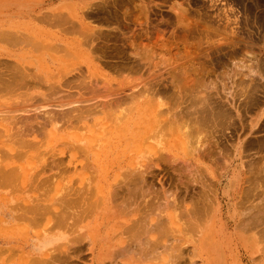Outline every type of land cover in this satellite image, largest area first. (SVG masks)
I'll list each match as a JSON object with an SVG mask.
<instances>
[{
	"label": "rangeland",
	"instance_id": "1",
	"mask_svg": "<svg viewBox=\"0 0 264 264\" xmlns=\"http://www.w3.org/2000/svg\"><path fill=\"white\" fill-rule=\"evenodd\" d=\"M16 1L24 2L26 5H29L30 9H35L39 5L48 2V3H50V6H48V8H50V7L53 8L56 5V7H57L56 10L61 9L60 11H62L64 14L66 13L68 18L69 17L70 18L71 17L75 18V17L73 15H71V14H74V11L72 12V8L73 7L70 10L68 8L69 6L68 7L66 6V5H68L67 3H76V2L80 3L81 2V0H67V1L66 0H46V1L45 0H28V1L27 0H0V3L2 5L9 6L12 2H16ZM114 1L115 0H111V1L110 0H104V1L103 0H101V1L93 0V2L98 3V5L100 3H102V6L105 5L108 2H109L108 3L109 5H112V3H113V7L109 6V9L107 8L108 7L107 5L103 6V9H104V12H105L104 15L106 16L107 13L110 12L109 10H111V13H114L117 18L119 17L118 19H120V18L122 20L123 19H127V22H126L127 24L125 25L126 30L127 31L128 30H135V31H137L139 33V36L141 37V39H140L137 36L138 39H140V40L135 38V40L137 39L138 41L136 40L137 42L134 41V43H133V41L131 39L133 45L136 43L134 45L135 48L132 47L133 45L132 46L130 45L131 44L130 41H127L122 48H121L122 41H121V43H120V41H118V43H116V45H119L120 48L117 47V46H115V48H114V45H115L114 41H110V43L108 42L109 44L106 43V44H108L107 45L108 47L105 45V47L108 48V49L103 47L102 49H105V50L104 51L101 50L102 51L101 53L103 54V56H105L104 53H103L105 51H107V52H105L106 55H110V56H105V57L102 56V58L104 60L103 59L100 60V58H98V57H100L102 55L101 53H98L100 55V56H98L96 54V52H98V51L91 50L90 47H91V45L93 47V44L89 45L90 49L87 48L88 44H84L82 47L80 46L81 48L77 47L76 50H78L79 52H76V54L78 53L79 54V55L77 54L78 56H76V54H75L76 50H72V51H64V50L60 51L59 50V52L56 53L55 51H57V50H55L54 48L58 49L59 48L58 44L59 45L61 44L60 39H63L62 36L67 37L68 35L66 36L65 33H61L62 32L61 28H59L61 30H58L57 28H55L53 26L50 28L51 25L49 26V25H47L45 23L38 22L37 20H35V21L33 20V23H32V21H30L31 25L29 26L30 28L32 27L31 28V32L32 33L34 32L33 34L35 35V38H33L32 42H34V43L38 42L39 43V42L43 41L42 39L46 40V41H43V43H41V45L43 44L42 46L40 45V43L39 44L37 43L39 46H41V49H40V47L38 45H35L34 43H32V44L35 45V47L37 46L38 50H36L35 47L31 46L32 48H34L33 50L31 49L32 50L31 53L35 57H37V56H38V58L42 57V60L44 61V63H42V65H41V68L44 67L43 72L44 71L46 72V73L44 72V74L47 75V73H49V77L51 78L50 81L54 82V81H57L58 78L61 76L60 74H62V73L60 71H62L64 73V72L67 71V68L68 69H73L74 68L73 70H75V68L76 67L78 68L79 65H81L82 67L84 65V68H86L85 72H84L85 73L84 75L86 77L85 76L84 77L86 78L85 80H87V81H91L90 78H91V76H93V74L100 73V72H102L104 74V76L106 78L105 80H108L106 82H109L111 80L110 82L115 83V85L122 83L120 81L124 79L123 76L125 74L127 75V77L129 76L128 79H130V80H132V79H134L136 77H139L140 79H143L144 77L147 76V74L140 76L139 74H129L128 71H126V72L125 71H120V72L118 71L116 73L117 70H115V68L112 67V62L111 61H113V60H114L113 62L120 61L121 60V56L123 58V55L121 54V51H126V53L128 51V55H126V53L124 52L125 53V57L124 58H125L126 62L129 61V60H126L127 56L130 59H132L135 53L134 54L133 53H129L131 51V52H136L139 55V57L137 56L135 58H140V56H142V55L145 56L146 58H148V56H150V58L153 57L154 59H157L155 61H156V63L158 62L160 65H164L165 64L164 66H167L168 65L167 61H169L168 62L169 65L168 66L169 67H172V65L174 66V69H172V70L174 71V74H175V75L172 74L173 73V71H172L171 74L174 75V77H173V79H171V86L173 87L175 85L176 88L177 87L178 88L176 89L174 87V89L176 91L170 89L172 91V93L168 92L167 94H163L165 96L159 95V96H156V97L153 96L154 98H151L153 104H152V102H151V104H152L151 106H148L149 104H147V106H148L147 110L143 111V113L141 114L140 118L138 119L139 122H137L135 127H134L135 129L132 127V131L131 132L127 131V133H125L127 136L129 135L128 136L129 139H128V137H126L125 134L120 135L121 138L119 137V134H116L117 132L120 133L119 132V127L117 125H116L117 127L114 126V128H116L115 130L112 127H108L109 126V121H108V119L105 120L107 117L105 118L101 113H98L97 115L96 114H91L92 118H90V120H86L88 122V124L85 121V119L76 120L77 122H74L75 120L74 121L72 120L74 124L75 123L77 124V125H75V127H76L75 128V127H73L74 124L72 125V124L68 123L71 127H73L72 129H69L70 127L69 128L66 127V125L68 126V124L67 123L65 124V122H64V125L58 123L59 126L62 125V127L60 126L61 129H59L60 128L59 126H58L59 128L52 127V128H55L56 130H58V131L55 130L56 132H54V136L53 137L51 135L53 129L50 128L51 126L55 125L53 123V121H52L53 124H51L49 121H48L49 123L45 121L43 123H46V125L44 124V126H43V123H42L41 127H40V124L37 122L39 119L37 121L36 120H32L33 117L31 118V117L28 116L30 120L28 118H26V119H28L29 121L25 119L26 120L25 122L23 121L22 123H18V125L16 124V127L19 128L23 124L22 127H20V128L24 127L21 130L23 132H25L26 127H28V125H29V127L30 126L32 127V128L30 127L32 132L33 131L34 132L33 133L30 132V134L28 133L29 135H27V132L29 130L26 129L28 131H26V133H24L26 135V137H25L24 134H22L23 136L20 135L21 134V132H20L21 130L19 128L18 129V131L20 132L19 134H17V135L11 134L12 136H9L7 133L10 134V133H13V131L14 132H18L17 130H12L13 127L14 128H16V127L14 126L15 124L13 123L14 121L12 120V118L8 116L10 114V111H11V115L12 114H16L18 112L15 113L13 111V113H12L13 109L12 110L11 109H7L8 106H9L8 108L11 107L10 104H9V101L12 104V106L13 105L15 106L16 104L17 105L19 104L18 102L16 103L17 100L19 102H21V100L24 99L26 102L28 101L27 103H29V102L31 103V101H29L28 98H30V100L33 99L32 100V102H33V101H36L35 99L37 98V96H35L36 98H32V99H31V97H27L28 100H26L25 98H22V99L20 98L21 100L19 98H17V99L12 98V99H8V100L6 99L5 100L4 97L3 98L0 97V196H3L1 198L5 202L9 203V205L11 207H13L14 212L17 213L18 215H20L22 218L34 219V218L42 217L44 219H47V217H48V219H47L48 223H51V225L55 224V222H58V221L60 222V221H63V220L64 221L67 220L66 223H64V222L61 223V224H63V223L66 224L65 226H68L67 223L73 224L74 227H75V225H78L77 226V231H78V234H79L78 235V239H77L78 240V244H81L80 241L82 239H83L82 241L87 240L86 239L87 237H92L93 236V239L98 238V235L101 233V229L103 227L102 223L104 221V217L108 216L107 218H109V221L106 224L110 225L109 227H111L110 229L112 230V231L110 230V237L112 238L111 241H110V247L112 246V248H113L114 247L113 245H115L117 243L118 244L120 243V238L117 237L116 235L117 234H118V236L121 235V233H119V232H121V230L124 231L123 229H125L123 227H122L123 228L122 229L119 224L122 223L121 224L122 226L124 224H126L128 226L127 221H128L129 218L132 217L131 214L134 213V212H132L133 211V207H130L129 204L126 203L127 205L125 206V202H124V205H121L122 199H121V201L118 200V199L116 200L117 196L121 197L123 195H120V194L117 195V196L111 195L110 197L113 196V198H115L113 200L114 201L116 200L115 202H113L111 200L112 198L110 199V197L108 195L110 193L109 192L107 193V189H106V188H108L107 184H109L108 182H112V184L115 182V180L113 181L114 178H113L112 173L115 170H117L116 166H115L116 162L115 161L113 162V160L115 159L114 157H115V150H116V149H114L112 151L113 145L114 144L116 145L117 143L121 144L119 146V150L120 151L122 150L121 153L123 154V156L126 154L125 156H128V158L129 157L130 158L134 157V160H137V159H135V157L140 155V154H137L138 151L142 149V151H140V152H143V149H145V147L141 148L142 147V141L140 140V138H143L144 136H147V132L149 134L150 128H152L153 118L155 119V117L152 116V113H153L152 111L156 107L152 108V106L153 107L154 106H158L159 104H161L163 102V104L166 105V108H168L169 105H170L169 106L170 108L174 105L173 106L174 107L173 108L174 111L172 112V108H171L170 111L172 113L171 112H170V114L166 113L165 116L169 115L168 117L169 118L172 117L171 119H173L174 121H176V119H178L177 120L178 123H177V121L176 122L171 121L170 123H172V124L174 122L173 126H172V124H171V127L167 126L170 129V131H168V128H166L165 129V131H166L165 135H162V136H165V137L163 138L161 136L162 139H166V138L168 139V140H166L167 143H168L167 144L168 146L166 145V143L165 144L162 143V141L166 142L165 140H162V139L160 140V142L163 145L167 146V148L165 147L166 150H172V151L174 150V151L179 152L181 150L180 147H182V145H180L181 143H179V142H181L182 138L185 139L184 136H183L184 134L182 135V133L184 132V133L187 134V133L191 132L192 134L193 133L197 134V135L199 134L202 137L203 140L210 138L209 140L212 141L213 138H217L219 140L218 141L219 142V149H220L221 152H223V154L230 153L229 151H231V150L233 151L232 147L236 146L237 144H238L237 145V147H238L237 151H238V153H240L239 152V148L242 146L243 147V152L241 154L242 155V160L239 158L240 156H238V159L235 160L234 162H232V164H230V165L224 166V162L222 164H220L222 167H224V168L226 167V169L228 170L229 175H228L227 179H229L230 175L233 178V183L229 187L230 188L229 197L228 196L227 197H228V199H231L230 200L231 205H234V206H233V209H231V214H232L233 217H230L231 219L229 218L230 224H231V229L228 230V231L225 230L226 232L223 231V234L226 237L225 238L226 241H223V239H222L223 243L219 242L218 246L215 245V244H211V243H205L204 247L202 248L203 251L207 252L208 250L211 249V247H212L211 245H213L212 249H216L217 248V255H215L214 257H205V256H196V257L195 256L194 257L193 256H191V257L189 256L188 257L185 254V252L187 253V251H188V250L186 251L187 247L190 250L191 245L189 247L187 242H186V244L184 243V245L180 242L183 246L187 245V247H183L180 243L177 244L178 246L180 245L179 247H181V248L178 247L177 251H180L179 249L182 250V248H183V250H185L183 252L180 251V252H182V256H184V254L186 255L184 257H182L180 254H177L178 252L176 250H174L175 252L170 250L174 254L176 253L175 254L176 256L174 258L172 256L173 259L169 256L170 253H171L170 251H168V253L170 252L169 254H167V253L164 254V251H163V253H159V250L163 249L162 247H165V245H163V244H167L168 241H169L168 242L169 245L172 244L171 240H172L173 236L175 237L176 235H178L179 230H180L178 227H180V225H182V223H183V221H182L183 219L180 218L181 214L179 215L178 214L179 212L175 213V211L177 212V209L178 210L181 209L180 207H178L180 203H176V207L173 206L171 208V211L174 210V211H172V216L175 217L177 219V221H176L175 218H173L174 219L173 221H172V219H171V221H170V219H168L169 222L166 223L167 226H165V227H168L169 229L166 228L167 231H166V229L164 230V231H166V233L163 232V235L160 236V234H158L156 232L157 231L156 227L159 228V226L162 225L163 223L160 221L162 223V224H160L159 221L157 220L158 221L157 223L160 224V225L157 226L158 224H156L154 226L155 230H153V235L155 237V239H153L152 244H151V248L153 249V254H152L151 258L143 260L144 263H142V261H141V264H152V263L153 264H179L177 261L180 262L181 261L180 259H182V261L185 260L183 263L180 262V264H197V263L198 264H211L210 262H213V264H264V0H119V1L116 0V2L118 4L119 3L120 4L123 3L122 4L123 7H121L120 4H119V6H117L118 4L115 6V2ZM121 1H122V3H121ZM44 5H45L44 6V8H45L47 6V4H44ZM63 7H65V8H63ZM75 8H73V10H75ZM68 12L70 14H68ZM117 13H119L118 16H117ZM120 13H121L123 18L120 17ZM110 14H108V15H110ZM114 14H112L111 16L107 15L109 20L113 21V20L116 19ZM65 19H67V17ZM37 24L39 25V28H38ZM97 24H96V26H97ZM112 24L106 25V26H108V30H114V26L115 25L111 26ZM93 25H95V23H93V24L91 23V26H93ZM98 26H100V25H98ZM106 26H105V29L107 28ZM102 27L104 28V26H100L98 28H102ZM55 30H58V31H55ZM85 31H87V35H88V33H89L88 30H85ZM85 31H84V35L86 33ZM56 32H58V33H56ZM45 33L47 34V36H46ZM48 34H50L51 36L50 35L48 36ZM54 34H55V36H54ZM117 35L122 38V36L119 35V33H117ZM126 35L129 36L128 33H126ZM75 36H77V35H75ZM50 37H52V39ZM69 37H73V36L69 35ZM5 40H6L5 38H1L0 39V50H3L5 48L10 47V46H8L9 44ZM49 40H50L51 44L52 43H54V44L57 43L56 45L58 47H56V45L53 46V47H51V45H50L49 47H51V48L46 46L48 44ZM111 42L114 44V45L112 44L113 46H111ZM5 43H6V46H5ZM96 43H98L97 40L95 42V47L94 48L97 47L96 50L99 48L98 50L100 52L101 47H98V45ZM44 45H45V49H47V47H48V49H51V51L49 50L51 52L50 56L48 55L50 52L44 49V47H43ZM110 47H112V48H110ZM52 48H53L54 51L52 50ZM109 49H111V50H113V49L115 50L116 49L117 51L119 50L118 51L120 53L119 57H118V55H116L117 52L114 51V50L113 51L115 53L113 51H112V53H114L115 55L114 54H110L111 50L109 51ZM125 49H127V50H125ZM84 50L86 51V52H84L85 56L83 55V51ZM91 51H94V54L92 52L93 55L91 54ZM108 51L110 52L109 54H108ZM70 52L73 55H71ZM88 52L90 53V55H89ZM64 53H70V55L72 57L74 56L77 59L76 58L73 59L70 55L67 56V57H71V58L68 59V61H67V57L66 56H65L66 58L64 56H62L64 58V59H62V57H60V55H64ZM80 53H81V56H80ZM137 54H135V55H137ZM91 55H92V57H91ZM94 55L97 56L98 60L93 57ZM130 55H133V56H131L132 58L130 57ZM87 56H88L89 60H90V58L92 59V60H90V62H89V60H87L88 59ZM44 57H46V58H44ZM83 57H84L85 60L83 59ZM106 57L110 61V65L109 66H108V64H109L108 62L109 61L108 60L105 61V59H107ZM117 57H118V59H117ZM95 59L97 61H99L98 65L96 64L97 61ZM29 60L30 59L27 58V62H29ZM56 60H58V61H56ZM65 60H66L67 63L65 62ZM74 60L78 61L79 63L76 62V64H75ZM94 60H95V62H94L95 64H93ZM160 61H162V63ZM56 62H57V64H56ZM60 62L61 63L63 62V63L61 64ZM70 62H73L71 64L72 66L69 65ZM80 62H82V63H80ZM36 63L39 64L37 61H36ZM50 63L51 64L54 63V65H51ZM90 63H92L93 66L94 65L95 66L92 67V64L90 65ZM106 63H108V64L106 65ZM158 63H157V67L159 65ZM4 64L5 63H2V65H4ZM63 64H65V66H63ZM101 64H104L106 66L103 65V67H102ZM2 65H0V71H8V72L10 71V69L5 68ZM45 65H46V67H45ZM60 65H62V66H60ZM66 65H69L70 67L69 66L66 67ZM89 65H90V67H89ZM1 66L3 68H1ZM98 66L100 67V69H99L100 72L97 69ZM51 67L54 70L49 69ZM77 68H76V70H78ZM79 68H81V67L79 66ZM59 69H61V70H59ZM63 70H66V71H63ZM82 70H83V68H82ZM68 71H70V70H68ZM93 71H96V72H93ZM170 71H171V68H170ZM170 71H169V73H167V71L165 73H167L168 75H171ZM53 72H54L55 76L59 75V77L56 78V77H54L52 75L55 78V79H53V77L51 76V74ZM91 73H93V74H91ZM122 73H124V74L122 75ZM155 73H158V70H155ZM165 73L163 74V77L170 79L168 75H167V77L165 76L166 75ZM103 74H101V73L99 74V76L102 75V80L104 79ZM118 74H121V75L118 76ZM96 75L93 76V78H92L94 80V81L92 80L93 82H96V80H99V78L97 79L98 76H96ZM87 76H88V79H87ZM43 79H45V78L43 77ZM128 79L123 80V81L127 82V81H129ZM100 80H101V77H100ZM110 82H109V84H110ZM107 84L108 83H106L105 85H107ZM100 85L104 86L103 82L101 83V81H100L98 86L100 87ZM219 88L221 89V91H220ZM242 89L244 91H246V92H244ZM73 91H75V90H73ZM82 91H84V90H81L80 92H82ZM177 91H178V93H176ZM186 91H187V93H186ZM217 91H219V92H217ZM223 91H225V92L229 91V92H227L225 94V92L223 93ZM42 92L49 94L48 91H46V92L42 91ZM173 92H175V94ZM220 92L225 94V95H222L224 97L227 95L226 96V98L228 97L227 99L222 97V98L226 99L225 101H229L228 99L230 97H231L232 100L233 99H235V100H234V103H233V101L230 99V101L227 102V104H226L228 106L227 107L225 106V108H227V109H225V108L223 109V107L221 109V110H224L223 112H225V111L227 112V113H223V114H225L227 116V114L230 113V115L229 114L228 115L232 116V117L231 118L230 117L227 118L225 115L221 114L220 118H218V120L216 119L218 121L217 122L216 120H212L213 117L211 115H213L212 112L217 111V109H214L213 106L217 105L218 102H217V100H214V99H217V96H218V98L221 97V93ZM88 93H90V92H88ZM93 93L94 92H93V89H92L91 94L90 95L88 94V95L91 96V95H93ZM85 94H87V91L85 92ZM177 94H179V95H177ZM233 94H234V96H233ZM175 95H177L178 97H176ZM211 95L213 97L215 96L214 99L211 98L212 97ZM247 95L249 96V98H248ZM39 96L41 97L42 93ZM48 96H50V95H48ZM179 96H180V98H179ZM182 96L183 97L187 96L188 100L185 99V98H182ZM241 96H242V98L240 99ZM245 96H246V98H245ZM200 97H201V99H199ZM189 99H191V101ZM195 99H197V100H195ZM24 100H23V102L25 103ZM184 100L185 101L187 100V101L184 102ZM212 100H214V101L212 102ZM149 101H150V99H149ZM180 101H182L181 103L183 105L180 104ZM197 101L200 102L201 105H204V106H200V103H195ZM231 101H232L231 104L233 106L231 104H229ZM238 101H239V103L241 105L238 103ZM215 102H217V103H215ZM24 103L21 104V105H24L22 107L29 106V104L27 105V104H24ZM203 103H205V104H203ZM171 104H172V106H171ZM193 104H195V105H193ZM197 104H198V106H196ZM208 104H209V106H208ZM17 105H16V107H17ZM185 105L188 106L189 108H187ZM210 105H213L211 107L214 109V111H212L213 109L210 107ZM230 105H231L230 108L232 109V111L228 110ZM4 106H5V108H4ZM18 106H20V104ZM190 106H192V107H190ZM206 106H208V107H206ZM160 107L161 108H163V107L165 108V106L162 107V105ZM180 107H183V111H182V108H180ZM195 107H197V109ZM198 107H200V108L198 109ZM201 107L206 108V109L208 108L207 109L208 112H209V110L211 108L209 114H208L207 111H205L206 109H203V108L201 109ZM18 108L19 107L15 108V109H18ZM177 108H178L179 112H178ZM187 109H192V110L194 109L195 111L194 110L193 111H191V110L188 111ZM238 109H239V111H238ZM6 110L9 113L6 112ZM175 110H177L176 111L177 113H181V114H177V113L174 114ZM198 110H200L199 111V113H200L199 115L197 114ZM202 110H204L203 112H206V115L208 114V116L211 114L210 115L211 118H209V120H207L206 123L203 121V124H202L201 120H199L200 117H201L200 115L203 114ZM233 110H234V112H233ZM15 111H17V110H15ZM185 111H187L188 114H186ZM184 112H185V114H183ZM193 112H195V113L193 114ZM6 113H8V114H6ZM244 113H246L247 115L244 114ZM99 114L101 116H99ZM195 114H197V116H199V118L197 117L198 119L195 118V116H196ZM237 114H238V116H237ZM178 115H179V117L181 116L182 119H179ZM184 115L185 116L188 115L187 120H186L187 116L185 117ZM193 115H195V116H193ZM222 115L225 118H223ZM239 116H240L241 120H240V118H238ZM248 116H249V118H248ZM250 116H252V117H250ZM103 117H104V121H106L105 123L103 122V119H101ZM191 117H192V119H190ZM251 118L253 119L252 122H250V120H249ZM196 119L198 120L197 122H196ZM245 119H248V120L246 121ZM98 120H102L100 122L102 124L104 123L103 124L104 126H106L107 121H108V126L106 128H110L109 132L110 131H112V133L114 132L113 133L114 135L111 132L110 133L108 132L109 134L107 132H105L107 129H105L104 126H101V123ZM180 120H182V121H180ZM188 120H191L190 121V125H189V121ZM9 121H11V126L8 123ZM27 121H28V123H26ZM183 121L186 123V125H185V123ZM192 121L196 122L198 124L201 123V124H199L201 126H197L196 123L192 124L193 123ZM237 121H241V122L239 123ZM35 122L38 123L37 125H39V127L36 125ZM41 122H42V120H41ZM94 122H95V124H93ZM98 122H99V124H98ZM148 122H150L151 124L148 123ZM208 122L211 123V124L213 123L212 127H214V126H215L214 128H216L217 126L218 127L216 129L211 128V125H209ZM219 122H221V123H219ZM242 122H245L246 124L244 125V123H242ZM47 123H48V126H47ZM138 123L141 126L145 127V129L142 128ZM204 123H205V125H204ZM191 124H192V126H191ZM195 124H196L197 128L194 126ZM8 125L10 126V128L12 127V125H13V127L10 129ZM35 125L38 127V128H36V127L35 128L36 129L40 128V131L43 130V128L46 126L47 128L46 127L45 128L49 132V134L45 130L44 132H46V137H44L45 136L44 135L43 139H42V134L43 133L41 134V132L37 130L39 132L38 133L35 130V128H34ZM89 125L92 126V127H90ZM178 125H180V127H178ZM181 125L183 126V128H184V126H187V125L189 127L187 126V127H185L183 129V128H181L182 127ZM64 126H65V128H64ZM174 126H175V129L174 128L172 129V127H174ZM77 127H80V128H77ZM94 127H97L98 129H96ZM221 127H223V128H221ZM242 127L243 128L245 127L250 132H248V134H247L248 136H246L245 139H240V141H239V140H237L238 139L237 137H238V133L239 134L243 133L242 129H241ZM99 128H100L101 131H99ZM102 128H104V129H102ZM111 128H112V130H111ZM139 128H141V129H139ZM189 128H193L194 130L190 129V131H189ZM9 129H10V131H8ZM49 129H51V131ZM171 129L172 130H176V131L180 130L179 131L180 133H178V131L177 132L175 131L176 133L174 132L175 133L174 134ZM219 129H221V130H219ZM146 130H149V131L146 132ZM186 130H188L189 132L186 131ZM217 130H218L219 133L217 132ZM89 131H91L93 133H91ZM35 132H37V133H35ZM57 132H59V134ZM97 132H98V134H97ZM103 132L107 133V134H104ZM143 132L145 134L144 136H143ZM150 132H152V131H150ZM95 133H96V135H94ZM170 133H171V135H170ZM34 134H35V136L38 134L36 136L38 139L34 136ZM40 134H41V137L39 138ZM141 134H142V136H141ZM177 134H179V135L181 134L182 136L181 135L178 136ZM56 135H57V137H56ZM62 135H63V137H62ZM91 135H94V136L91 137ZM98 135H99V138L95 137V136H98ZM105 135L107 137H105ZM13 136H15V138ZM78 136H81V137H78ZM85 136H87V137H85ZM122 136H124V137H122ZM171 136L174 137V139L177 142L179 140V142H178L179 145H180L179 148H177L178 146L176 147V145H178V144ZM66 137H67V139H66ZM88 137L91 138V140ZM161 137H159V138H161ZM77 138H79V139L77 140ZM96 138H98L97 142L95 141ZM176 138L177 139L179 138V139L177 140ZM19 139H20L21 143L18 141ZM26 139H28V140H26ZM29 139H31L30 143L34 140L38 144L36 142H34V145H35V143L37 145H35V146H33V144H30L31 146L27 145L26 143L29 142ZM70 139H71V141H70ZM100 139H104L105 141L100 140ZM217 139H213V141H216ZM37 140H39V142ZM68 140L70 142H68ZM229 140H231V141H229ZM90 141H92V144L89 146V143H91ZM139 141H141V143ZM150 141H151V143H154L153 141L157 142V140H155V139L154 140L150 139ZM174 141L176 142V145H174L175 144ZM65 142L66 143L68 142L67 143L68 147H69V145L71 143H73V144L75 143V145L82 146L81 150L84 149L85 151L83 150V154H82V151L80 153H81L82 156L84 154H86V155L83 156V157L87 156L86 160L83 161L82 160L83 158H80V157H78L76 155V154H79L77 152L80 151V149L77 152H75L76 150H74L73 144H71L72 145L71 146L72 147L71 150L68 149L69 151L68 150L64 151V150H66V146H67L66 144H64ZM76 142H79V143H76ZM80 142L82 144L84 143L85 146L80 144ZM105 142H106V144H105ZM107 142H109L108 143L109 145H107ZM22 143H24L25 145L22 144ZM97 143H98L99 148H98L97 145H95ZM112 143H113V145H112ZM101 144H103V145H101ZM242 144L246 147L247 150L245 149V147ZM92 145H95V147L94 146L91 147ZM139 145H140V147H139ZM155 145H157V144H155ZM163 145H162V147H164ZM101 146H103L105 148H103ZM76 147H78V146H76ZM76 147H75V149H76ZM152 147L154 149L155 147H158V146H152ZM168 147H169V149H168ZM114 148H115V146H114ZM139 148H141V149H139ZM102 149H104V151H106L109 154H107L106 152L103 153ZM153 149L149 150L152 153H149L148 155L150 156V155L153 154L152 156H150L151 158H149V159H151V161L154 160V163L153 162L152 163L155 165L154 166L155 169L153 168V164L149 160V162L152 164L151 167H152L153 170L156 171V166H157L156 164L158 163V166L160 165V168L164 169V171H162L161 169H159V170L157 169L156 172L159 173L160 175H162V174L164 175L165 171L167 173V170H168V172L170 171V173H172V174H170V173L165 174L167 177H164L162 182H163L164 188L172 187L171 185L173 183L172 182L173 179L172 178H171L172 180H168V179H170L169 177L171 175L175 174L176 171L173 172L172 169L170 168L171 165L169 166V163H167V161H165L160 155H159V157H161L162 159L157 157V155L159 153V152L155 153L157 151V148H155L156 150L154 149L155 151ZM60 150L61 151L63 150V151L61 152ZM158 150H160V149H158ZM241 150L242 149L240 148V151ZM99 151L101 152V154H100L98 159H99V162L102 163L103 167L104 168H108V169H106L107 171L110 168L111 169L115 168L114 170L110 171L111 172L110 175H109V179L110 180H108V181H106L108 179V177L105 180L101 181V179L100 180L96 179L97 180L96 181V180H94L97 177L96 173H94V175L96 174L95 178H94V176L92 174H91V176H93V177H90V174L87 173V172L92 173V172L89 171V168L92 171L93 168H91V167H93L92 165H94L93 155L97 156L96 153L99 152ZM128 151H130V152H128ZM65 152H66V154H65ZM74 152H75V157L74 158H77V159L73 158V156H74L73 153ZM87 152H88L89 155L87 154ZM160 152L163 153L164 151L160 150ZM102 153L104 154V156L102 155ZM113 153H114V155H113ZM127 153H129V154H127ZM131 153H133V154L131 155ZM55 154H58L59 156L58 155H56L57 157L53 156ZM110 154L112 155L111 161H110V158H111ZM243 154L245 156H243ZM101 155H102V157H101ZM148 155H147V157H149ZM60 156H62V157L60 158ZM66 156H68V157L66 158ZM100 157L102 158L101 160L103 162L100 160ZM154 157H157L156 158L157 160ZM58 158L60 159L59 160L60 162H58ZM62 158L67 160V162L65 164L63 163L64 160ZM49 160L52 161V165L55 164V165H53V167H55L56 165L58 166V171H60V173L58 171H56L57 170L56 168H55L56 170H54L53 167L50 166L51 162ZM77 160H80L81 164L77 163ZM87 160H88L89 163L92 164V165H89L90 167L88 169H87V167H85L86 165L88 166V164H86ZM244 160H246V161H244ZM48 161H49L50 164L48 163ZM70 161L75 162V163H72ZM159 161H161V162H159ZM162 161H164V162H162ZM82 162L85 164V166H84V164ZM109 162H112L111 165H113V164L114 165L111 167ZM61 163H63V164H61ZM103 163H105V164H103ZM165 163H166V166H165ZM48 164H49L50 167L48 166ZM66 164L68 165V168H67ZM77 164L79 166L83 165L85 167V169H83V170H85V171L83 172V170L81 169L82 168L81 166L78 169L77 167H79V166ZM248 164L251 166V168H250V166ZM62 165H64L65 167L64 166L62 167ZM72 165H73V167H72ZM221 166H218V168H220ZM71 167H72V171L70 169ZM50 168L52 170H50ZM73 168H74V171L76 170L75 173H73L74 172ZM165 168H166V170H165ZM218 168L215 169V171L216 170L218 171L219 170ZM255 168L256 169L258 168V170H257V172H259L258 174H257ZM48 169L50 171H53V175L54 176H55V174L57 175V173H59L61 175V177L58 178V176H56V177L53 178L55 180H53L52 179L53 175H50V174H52V172H49ZM69 169H70L71 172H69ZM251 169L253 171H251ZM160 170H161V172H160ZM64 171L66 173H64ZM94 171H96V170L94 169ZM118 171H119V169H118ZM217 171H216V174H217ZM54 172H55V174H54ZM246 172H247V174L249 173L248 176H247ZM47 173H49V174H47ZM79 173H82L81 175H83V174H85V175L81 176ZM252 173H253V175L254 174H257V175L253 176ZM43 174H45V175H43ZM250 174H251V176H250ZM78 175H80V176H78ZM46 176H50V178L53 181L50 180L49 177L45 178ZM173 176H175V175H173ZM68 177H70V178L68 179ZM248 177H250V179H249L250 182H249V180L248 181L245 180V179H248ZM84 178H85V180H84ZM90 178L91 179L94 178L93 182L95 183V188H94V184L90 183V181L92 182V180ZM47 179L50 182H46ZM67 180H68V183H67ZM69 180L73 183V185H72L71 182H69ZM244 180L246 182H248V183H246ZM41 181L43 182V184H41L42 186L40 185ZM60 181L63 184H60ZM64 181L66 182V184H65ZM100 181H101V185H100ZM169 181L172 182V183H170V186H168L169 185ZM38 182H40V183H38ZM44 182H45V184H44ZM82 182L85 183V184H82ZM88 182L91 185H89ZM96 182H97V185H96ZM36 183H38L39 185L36 184ZM115 183H118V182H115ZM120 183L123 184L124 182L121 181ZM47 184H49L51 187H53L54 191H50L51 190L50 186H49L50 190H48V188H47L48 186L45 188V186ZM86 184H88L87 187H85ZM105 184L107 186H105ZM155 184H156V182H155ZM226 184H227V181H224L222 183V185H220V187L222 186L221 188L219 187L221 193H223V190H224ZM246 184L247 185L249 184V189L248 190H247L248 186ZM33 185H35L36 188L38 187V189H37L38 191H34V189H33L34 186ZM60 185H63V186L64 185L65 186H69L70 185L69 187H67V189H69V191L66 189V187H63V186H61L63 188L59 187ZM75 185H76V187H74ZM78 185L80 187V190H81L82 187H83L82 188L83 191H85L86 188H87V190L85 191L86 194H85V192L83 193L82 190L79 191L77 189ZM82 185H84V186H82ZM32 186H33V188H32ZM90 186H92L94 188V190H93L94 192L92 191L91 193H93V194H91V195H90V192H88V191H91V189H92V188H90ZM55 187L60 189L59 192H58V189H56L57 191L55 192ZM98 187L101 188V189L104 188L102 190H105V191L104 192L103 191L100 192L101 189H99ZM156 187H157V189L159 188L158 183L156 184ZM31 188L33 189V191H32ZM36 188H35V190H36ZM44 188H45V190H44ZM75 188L80 193L82 192V194H80V196L83 195L82 196L83 198L82 197L79 198V194H78L79 192L76 193L78 196L75 194V191H73ZM172 188H170V189H172ZM240 188L242 189V191L244 190V188H246L244 193L241 192ZM65 189L67 191H65ZM70 189H72V190H70ZM95 189H96V191H95ZM46 190L48 191V193L44 194V192ZM60 191H62V192H60ZM64 191L67 193V195H65ZM88 193H89V195L91 197L89 195H87ZM100 193L102 194V196H101ZM60 195L62 196L63 199L65 198L64 196H69L70 197L69 199H71V201L74 204L77 205V207H76V205H74V206L76 207L75 209L78 210V211H76L74 209V206H73L71 201H70V203L72 205L70 203H68L69 202L68 200H67L68 202L67 201L63 202L64 200L61 198ZM85 195H86V197H85ZM96 195H98V198L101 197V200L100 199L98 200V198L96 199V197H97ZM71 196H74V197H71ZM76 196L79 199H81V201L78 198H76ZM133 196H134V194H133ZM133 196H132V198H133ZM89 197L91 199H93L92 200L93 202L96 200L95 204H97V201H99L100 202V206L99 205L98 206L101 207L100 209H103L104 211L100 210L99 207L95 206V205L94 206L96 208L94 207L95 208L94 210L90 209V207L94 204L92 202L91 203L92 205L90 204L91 206L88 207L90 209V211L93 210L92 212L89 211L91 214L88 215V213H89V212H87L88 210H85L87 212L86 217L84 216L85 214L82 215V213H85L84 209H87V208L84 207V205L85 206L86 205L89 206V204H85L86 202H89L88 199L91 200ZM158 197H161V196L159 195V196H157L155 198L153 197V199H152L153 202L155 200V202L153 203L152 210L154 208L153 211L158 212V214L160 216L161 215L165 216L164 207L162 208V207L158 206L160 204V199H161V198L157 199ZM223 197L224 196L220 195V199H221L222 203H225L226 200H228V199H227L226 196H225L226 198L225 197L223 198ZM86 198H88V199L86 200ZM130 198L131 197L128 198L130 200L129 203L132 202ZM82 199H84V200H82ZM156 199H157V201H156ZM162 199H161V201H163ZM251 199H252V204L255 205V206H253L252 208H248L247 209L244 206L245 205L246 206L249 205V207H251L252 206ZM253 199H255V200H253ZM104 201L107 202V203L105 204ZM110 201L113 203V205H112V203ZM117 201L119 203L116 204ZM238 201H239V203H238ZM248 202H249V204H248ZM101 203H102V205H101ZM240 203H242V204L245 203V204H243V205L241 204L242 206L240 205V207H239ZM79 204H80V207H82L84 209L79 208ZM108 204H110L111 206H109ZM43 205H46V207H44ZM105 205H107L109 208L107 206H105ZM118 206L119 207L120 206H125V208L124 207H120L121 208L120 209ZM111 207L112 208L115 207L114 209L117 210V211H118V209H120L119 211L123 210V211H121L122 215H120L121 213L114 212V213H116V216H115V214L112 213L113 209H110ZM44 208H46V209H44ZM129 208H132V210H130ZM162 209H164V213H161V212H163ZM75 211L78 214H80V213L81 214L79 216H77V213L75 215ZM109 211L111 212V215H110ZM102 212H103V214H102ZM239 212H240V214H239ZM96 213L99 214V217L97 216ZM123 213H126V214L129 213V215H126V214L124 215ZM156 214L152 213V216L154 217V219H156V217H155ZM254 214L256 215V219H249V217H251ZM71 215H72L73 220L71 218ZM74 215L77 216L76 218L79 217V219L80 218L82 219V217H83V219L80 220V222H77L79 220L74 218L75 217ZM163 216H161V217H163ZM51 217H52V219L54 217L55 220L54 219L52 220L54 222L51 221ZM121 217H123V218H121ZM165 218H166V216H165ZM89 219H90V221L92 219H93V221L98 220L100 222L99 228H97L95 223H94V225H93V223L89 224L90 223ZM124 219L127 220V221L125 222ZM157 219L160 220L159 217ZM49 221H51V222H49ZM114 221H116V222H114ZM166 221H163V222H166ZM155 223H156V221H155ZM179 223H180V225H179ZM80 224H82V225L80 226ZM116 224H118L119 226H117ZM126 225H124V226H126ZM85 226H88L89 228L85 227ZM91 226H92V228H91ZM127 226H126V228H127ZM218 226H220L219 223H218ZM233 226H235V227H233ZM115 228H116V230H115ZM162 228L163 227H161V229H159V231L162 230ZM172 228H173V230L174 229L175 230L172 231L171 230ZM220 229H221V226H220ZM220 229L218 231H221ZM86 230L87 231H91V232L87 233ZM168 230L172 231V233L173 232L174 233L172 234ZM186 231L188 232L189 230H186ZM82 233L86 235V238H85V235H84L83 236L84 238L81 239V234ZM168 233L173 235L171 237L169 236L171 239L169 237H165V235L168 236ZM112 235H113V237H112ZM122 235H123V237H125L124 236V232H123ZM159 236L161 237L160 240L157 239ZM79 238H80V240H79ZM167 238H169L170 240L165 242ZM115 240H116V242H115ZM124 240L126 241L125 238H124ZM88 241H89V239H88ZM127 241L128 242H126V243H129L132 240L127 239ZM159 242L163 243V244H160ZM68 243H66V245ZM74 243L75 242L73 240V242H71V244H74ZM155 243L157 245H161L162 247L160 248V246H159V249H157L158 247L156 245H153ZM173 243H174V241H173ZM129 245H130V243H129ZM215 246H217V247H215ZM110 247H109V249H110ZM174 247H175V245H174ZM109 249H108V251H109ZM154 249H156V250H154ZM101 250H102V248H101ZM61 251L65 252L66 248L63 247ZM220 252H222V253H220ZM131 254H135V253L131 252ZM131 254H129L127 256L128 257L129 256L130 257L133 256ZM114 257L116 259L118 258V256H116V255ZM133 257L135 258V256H133ZM28 258L31 261H33L35 264L39 263L38 257H32V258L31 257H19L17 264H33L31 261H29ZM46 258L47 259H51V257H49V258L48 257H43L42 261H41V264H44L43 259L45 260ZM63 258H65V257H63ZM136 258H137V255H136ZM112 259H113V257L110 258L111 262L113 261ZM174 261H175V263H172ZM12 262H13V257H7V258L6 257H0V264H8V263H12ZM110 264H115V263H110Z\"/></svg>",
	"mask_w": 264,
	"mask_h": 264
},
{
	"label": "bare ground",
	"instance_id": "2",
	"mask_svg": "<svg viewBox=\"0 0 264 264\" xmlns=\"http://www.w3.org/2000/svg\"><path fill=\"white\" fill-rule=\"evenodd\" d=\"M28 1V0H27ZM46 1V0H45ZM67 1V0H66ZM99 1H101V0H99ZM104 1V0H103ZM111 1V0H110ZM119 1V0H118ZM35 2V1H34ZM56 2V1H55ZM72 2V1H71ZM74 2V1H73ZM113 2V1H112ZM115 2V6L118 4L117 2H116V0L114 1ZM29 3V2H28ZM31 3V2H30ZM43 3V2H42ZM61 3V2H60ZM67 3V2H66ZM100 3V2H99ZM109 3V2H108ZM108 3H106L105 5H103V6H108L107 8L109 9V6H112L113 7V3H112V5H109ZM121 3H122V1H121ZM7 4V3H6ZM37 4V3H36ZM44 4H47V6L44 8ZM44 4H41V5H39L37 8H35V9H30V7H29V5H26L24 2H20V1H16V2H12L9 6H7V5H2L1 3H0V39L1 38H5L6 40L5 41H7V43L9 44L8 46H10V47H8V48H5V49H3V50H0V65H2V63H5L4 65H2V66H4L5 68H8V69H10V71L8 72V71H0V97H4L5 98V100L7 99H12V98H15V99H17V98H25L26 100H28L29 99V101H31V103L29 102V103H27L24 99H20L21 100V102H19L18 100L16 101V103L18 102L19 104H20V106L22 107V106H24V105H21V104H23L24 102H23V100L25 101V103L24 104H29V106H25V107H20V106H18L16 103V105H17V107H19L18 109H15V108H17L16 107V105L14 106H12V104L10 103V101H9V104H10V108H8L7 107V109H13L12 110V113H13V111L16 113V112H18V113H16V114H12L11 115V111H10V114L8 115L9 117H11L12 118V120L14 121L13 123L15 124L14 126L16 127V124L18 125V123H22L23 121L25 122L26 120H28L29 119V117H33L32 118V120H38L37 122L40 124V127H41V124L43 123V122H50L51 124H55L54 126H51L50 128L51 129H53V131H52V137L54 136V132H56V131H58V130H56L55 128H52V127H57V128H59L60 126L62 127V125H60L59 126V124H63L64 125V122H65V124L67 123H69V124H74L73 123V121L74 122H77L76 120H81V119H85V121L86 120H90V118H92V116H91V114H98V113H101L106 119L105 120H107L108 119V121H109V126H108V121H107V124H106V126H104L103 124L106 122V121H104V117L103 118H101V119H103V124L100 122V121H102V120H98L100 123H101V126H104L105 127V129H107L105 132H109V130H110V128H106L107 126L108 127H112V128H114V126L115 127H119V132L120 133H116V134H119V137H120V135H122V134H125V133H127V131H132V127L134 128L135 127V125H136V123L137 122H139L138 121V119L140 118V116H141V114L143 113V111H146L147 110V107L148 106H151L152 104H153V102H152V99L151 98H154L153 96H159V95H163V94H167L168 92H171L172 93V91L171 90H174V91H176L175 89H174V87L176 88V86L174 85L173 87L171 86V79H173V77H174V71L172 70V69H174V66L172 65V67H169L168 65H169V61H167V66H164V65H160L158 62V64L161 66H159L158 65V67H157V63H156V61L155 60H157V59H154L153 57H151L150 58V56H148V58H146L145 56H140V58H135V57H139V55L136 53V52H129V53H135V54H137V55H135L134 54V56L133 55H130V57L131 56H133V58L132 59H130L128 56L126 57V60H129V61H125V53H126V51H121V54L123 55V58H122V56H121V60L120 61H115V62H113V61H111L112 62V67H114L115 68V70H117L116 71V73L119 71H128V73L129 74H139L140 76H142V75H145V74H147V76L146 77H144L143 79H140L139 77H136V78H134V79H132V80H130V79H128L129 78V76L127 77V75L125 74L123 77H124V79L123 80H126V79H128L129 81H127V82H124L123 80H119L120 82H124L123 84L121 83V84H117V85H115V83H113V82H110V84H109V82H106V81H108V80H105L106 78H105V76H104V74L102 73V72H100L99 71V69H100V67L98 66V71L101 73V74H103V77H104V79L102 80V75H100L99 76V74L100 73H95V74H93V73H91V74H93V76H95L96 74V76H98L97 77V79L99 78V80H100V77H101V83L103 82V85L104 86H102V85H100V87L98 86V84L100 83V81L99 80H96V82H93L94 80L92 79L93 78V76H91V81H87V80H85L86 78V76L84 75L85 73V69L86 68H84V65H83V67L81 66V65H79L81 68H79V66H78V70H76V68H75V70H73V69H68L67 68V71L66 70H63V71H66V72H62V71H60L62 74H60L61 76L59 77V75L58 76H55L54 75V72L51 74V76L53 75L54 77H59L58 78V80L57 81H54V82H51L50 81V77H49V73H47V75H45L44 74V72H43V70H44V67H42L41 68V65H42V63H44V61L42 60V57L41 58H38V56L37 57H35L32 53H31V51L34 49V48H32V47H35V45H38L39 43H40V45H41V43H43V41H46L45 39H42L43 41L42 42H37V43H34V42H32L33 41V38H35V35L31 32V28L29 27L30 25H31V22L30 21H32V23H33V20L35 21V20H37L38 22H42V23H45V24H47V25H51L50 26V28L53 26V27H55V28H57L58 30H61L60 32L61 33H65V35L67 36V37H65V36H62L63 37V39H60V42H61V46L58 44V46H59V48L58 49H56V48H54L55 50H57V51H55L56 53L57 52H59V50L60 51H72V50H76L77 49V47H82L84 44H88L87 46V48H89L90 46L89 45H91V44H93V47H92V45H91V50H95V51H98V52H96V54L98 55V56H100L98 53H101L102 51L101 50H105V49H102L103 47H105V45L107 46L109 43H110V41H114V43H115V45L111 42V46H113L114 45V48H115V46H117V47H119V45H116V43H118V41H120V43H121V41H122V46H121V48L124 46V44L127 42V41H130V45L132 46L133 45V43H134V41H136L137 39H138V37L141 39V37L139 36V33L137 32V31H135V30H126V27H125V25L127 24L126 22H127V19H118L117 17H116V15L114 14V13H111V10H109L110 12L109 13H107V15L108 14H110V15H108V16H111L112 14H114L115 15V20H109V18H108V16L106 15H104V9H103V6H102V3H100L99 5H98V3H95V2H93V0H81V2L79 3H67L68 5H66L70 10H71V8L73 7V8H75V10H73V8H72V12L74 11V14H71V15H73L75 18H68V16H67V14L65 13H63L62 11H60L61 9H59V10H56V5H55V7H53V8H48V6H50V3H44ZM56 4V3H55ZM58 4V3H57ZM111 4V3H110ZM120 4V3H119ZM119 4L117 5V6H119ZM123 4V3H122ZM122 4H120L121 5V7H123L122 6ZM31 5V4H30ZM111 7V8H112ZM63 8H65V7H63ZM106 8V7H105ZM67 9V8H66ZM113 12V11H112ZM118 12V11H117ZM63 13V14H62ZM68 14H70L69 12H68ZM119 15V13H117V16ZM67 17V19H65V18ZM120 17H122V15H121V13H120ZM123 18V17H122ZM126 18V17H125ZM69 19V20H68ZM111 19V18H110ZM28 20V21H27ZM67 20V21H66ZM37 22V23H38ZM62 22V23H61ZM35 23V22H34ZM65 25H64V24ZM91 23L93 24V23H95V25H93V26H91ZM98 23V24H97ZM113 23V24H112ZM96 24H97V26L98 25H100V26H104V28L102 27V28H98V27H100V26H96ZM110 24H112L111 26H114V30H108V26H106V25H110ZM35 25V24H34ZM38 25V24H37ZM105 26L107 27L106 29H105ZM36 28V27H35ZM38 28H39V25H38ZM42 28V27H41ZM59 28H61V29H59ZM113 29V28H112ZM50 30V29H49ZM58 30H55V31H58ZM85 30H88V35H87V31H85ZM84 31L86 32L85 33V35H84ZM46 32V31H45ZM41 33V32H40ZM39 33V34H40ZM49 33V32H48ZM53 33V32H52ZM51 33V34H52ZM56 33H58V32H56ZM117 33H119V35H121L122 36V38L121 37H119L118 35H117ZM126 33H128L129 34V36L128 35H126ZM38 34V35H39ZM46 34V33H45ZM44 35V34H43ZM50 34H48V36H49ZM59 35V34H58ZM69 35L70 36H73V37H69ZM75 35H77V36H75ZM126 35V36H125ZM46 36H47V34H46ZM51 36V35H50ZM54 36H55V34H54ZM138 36V37H137ZM61 37V38H62ZM51 39H52V37H50ZM135 38H137L136 40H135ZM55 39V38H54ZM131 39H132V41H133V43H132V41H131ZM134 39V40H133ZM140 39H138V40H140ZM4 40V39H3ZM41 40V39H40ZM39 40V41H40ZM58 40V39H57ZM96 40L98 41V43H96L97 45H98V47H101V49H100V52H99V48L96 50V48H94L95 47V42H96ZM137 40V41H138ZM35 41V40H34ZM37 41V40H36ZM136 41V42H137ZM53 42V41H52ZM109 42V43H108ZM32 43H34L35 45H33ZM106 43H108V44H106ZM119 43V44H120ZM129 43V42H128ZM57 43H52L51 44V42H50V40H49V42H48V44L46 45V46H50L51 45V47H53V46H55ZM113 44V45H112ZM136 44V43H135ZM134 44V45H135ZM43 45V44H42ZM41 45V46H42ZM121 45V44H120ZM134 45L132 46V47H134ZM5 46H6V43H5ZM32 46V47H31ZM39 46V45H38ZM41 46H39L40 47V49H41ZM57 45H56V47H58ZM31 47V48H30ZM44 47V49H45V45L43 46ZM48 47H47V49H45V50H47V51H51V49H48ZM51 47H49V48H51ZM80 47V48H81ZM108 47V46H107ZM36 48V50H38L37 49V46L35 47ZM61 48V49H60ZM89 48V49H90ZM106 48V47H105ZM110 48H112V47H110ZM120 48V47H119ZM118 48V49H119ZM135 48V47H134ZM32 49V50H31ZM43 49V48H42ZM86 49V48H85ZM106 49H108V48H106ZM35 50V51H36ZM44 50V51H45ZM52 50H53V48H52ZM81 50V49H80ZM83 50V49H82ZM111 49H109V51H110ZM114 50V49H113ZM113 50H111V53L108 51V54L110 53V54H114L115 52L114 51H116L117 52V54L116 55H118V57H119V50L117 51L116 49L113 51ZM125 50H127V49H125ZM49 51V52H50ZM54 51V50H53ZM89 51V50H88ZM112 51L114 52V53H112ZM135 51V50H134ZM30 52V53H29ZM76 52H79L78 50H76L75 51V54H76ZM82 52V51H81ZM84 52H86L85 50L83 51V55H84ZM92 52H93V54H94V51H91V54H92ZM105 52H107V51H105ZM105 52H103L104 53V55L105 56H110V55H106L105 54ZM125 52V53H124ZM48 53V52H47ZM71 53V52H70ZM70 53H64V55H60V57H62V56H69L70 55ZM89 53V52H88ZM78 54V53H77ZM76 54V56H78ZM92 54V55H93ZM102 54V53H101ZM49 56L51 55V52L48 54ZM71 55H73L72 53H71ZM70 55V56H71ZM82 55V56H83ZM87 55V54H86ZM89 55H90V53H89ZM88 55V56H89ZM92 55H91V57H92ZM115 55V54H114ZM126 55H128V51H127V53H126ZM58 56V55H57ZM80 56H81V53H80ZM79 56V57H80ZM85 56V55H84ZM88 56H87V58H88ZM102 56H103V54L100 56V57H98V58H100V60L101 59H103L102 58ZM105 56H103V57H105ZM53 57V56H52ZM51 57V58H52ZM59 57V56H58ZM59 57V58H60ZM65 57V58H66ZM72 57V56H71ZM71 57H67V61H68V59L69 58H71ZM94 58H96L97 60H98V58H97V56H93ZM118 57H117V59H118ZM142 57V58H141ZM27 58H29L30 60H29V62H27ZM44 58H46V57H44ZM73 59L74 58H76V57H72ZM82 58V57H81ZM107 58V57H106ZM112 58V57H111ZM110 58V59H111ZM158 58V57H157ZM53 59V58H52ZM62 59H64L63 57H62ZM72 59V60H73ZM77 59V58H76ZM75 59V60H76ZM83 59H84V57H83ZM95 59V60H96ZM120 59V58H119ZM74 60V61H75ZM85 60V59H84ZM87 60H89V58L87 59ZM90 60H92L91 58H90ZM90 60H89V62H90ZM95 60L93 61V64H95L94 62H95ZM96 60V61H97ZM104 60V59H103ZM108 60V58L107 59H105V61H107ZM116 60V59H115ZM162 60V59H161ZM36 61L39 63V64H37L36 63ZM56 61H58V60H56ZM73 61V62H74ZM82 61V60H81ZM109 61V60H108ZM173 61V60H172ZM176 61V60H175ZM64 62V61H63ZM62 62V63H63ZM65 62H66V60H65ZM73 62H70L69 63V65L70 66H72L71 64L73 63ZM76 62L77 63H79L78 61H75V64H76ZM92 62V61H91ZM98 62L99 61H97V65H98ZM102 62V61H101ZM100 62V63H101ZM161 63H162V61H160ZM61 63V62H60ZM61 63V64H62ZM67 63V62H66ZM80 63H82V62H80ZM84 63V62H83ZM109 63V64H108ZM108 63H106V65L108 64V66L110 65V61L108 62ZM166 63V62H165ZM177 63V62H176ZM51 64V63H50ZM49 64V65H50ZM56 64H57V62H56ZM92 63H90V65H91ZM93 64H92V67H94L93 66ZM171 64V63H170ZM51 65H54V63L53 64H51ZM69 65H66V67H68ZM74 65V64H73ZM90 65H89V67H90ZM103 65L104 64H101V66L103 67ZM106 65H104V66H106ZM175 65V64H174ZM180 65V64H179ZM178 65V66H179ZM1 66V68H3ZM60 66H62V65H60ZM63 66H65V64H63ZM69 66V67H70ZM86 66V65H85ZM45 67H46V65H45ZM56 67V66H55ZM157 67V68H156ZM57 68V67H56ZM61 68V67H60ZM64 68V67H63ZM72 68V67H71ZM82 68H83V70H82ZM96 68V67H95ZM156 68V69H155ZM170 68H171V71H170ZM49 69H52V67L51 68H49ZM94 69V68H93ZM169 69V70H168ZM52 70H54V69H52ZM59 70H61V69H59ZM68 70H70V71H68ZM155 70H158V73H155ZM56 71V70H55ZM167 71V73H169V71H170V74L172 73V71H173V73L172 74H174V75H168L167 73H165ZM58 72V71H57ZM59 72V73H60ZM93 72H96V71H93ZM46 73V72H45ZM166 74L165 76L167 77V75L169 76V78L170 79H168V78H165V77H163V74ZM56 74V73H55ZM124 73H122V75H123ZM154 74V75H153ZM87 75V74H86ZM119 75H121V74H118V76ZM153 75V76H152ZM46 79H43V77ZM52 76V77H53ZM85 76V77H84ZM117 76V77H118ZM126 76V77H125ZM172 76V77H171ZM53 77V79H55ZM116 77V76H115ZM119 78V77H118ZM126 78V79H125ZM44 81H43V80ZM87 79H88V76H87ZM110 79V78H109ZM115 79V78H114ZM121 79V78H120ZM93 80V81H92ZM105 80V81H104ZM116 80V79H115ZM169 80V81H168ZM243 80V79H242ZM173 81V80H172ZM99 82V83H98ZM108 83L107 85H105L106 83ZM245 82V81H244ZM112 83V84H111ZM246 84V83H245ZM93 85V86H92ZM115 85V86H114ZM92 86V87H91ZM243 86V85H242ZM91 89H90V88ZM94 87V88H93ZM88 88V89H87ZM173 88V89H172ZM178 88V87H177ZM176 88V89H177ZM90 89V90H89ZM92 89H93V95H91V96H89L90 94H91V91H92ZM171 89V90H170ZM220 89V88H219ZM248 89V88H247ZM73 90H75V91H73ZM81 90H86L87 91V94H85V92L84 91H82V92H80ZM243 90V89H242ZM42 91H48L49 92V94H47V93H43ZM129 91V92H128ZM220 91H221V89H220ZM244 91V90H243ZM88 92H90V93H88ZM217 92H219V91H217ZM225 91H223V93H224ZM227 92H229V91H227ZM227 92H225V94L227 93ZM244 92H246V91H244ZM42 93V96L40 97L39 95ZM174 94H175V92H173ZM176 93H178V91L176 92ZM186 93H187V91H186ZM221 93V97L220 98H218V96H217V99H214V97L212 96L211 98H213L214 100H217V102H215V103H217V105H215V106H213V105H210V107L211 106H213L214 107V109H217V111H214V109L212 110V111H214V112H212L213 113V115H211L212 117H213V119L212 120H218V118H220V115L221 114H223V113H227L226 111L225 112H223L224 110H221L222 109V107H223V109L225 108V106L227 107L228 105H226L227 104V102H229L230 101V99H231V97L228 99L229 101H225L227 98H226V96L224 97V96H222V95H225V94H223L222 92H220ZM89 94V95H88ZM246 94V93H245ZM48 95H50V96H48ZM87 95V96H86ZM177 95H179V94H177ZM177 95H175L176 97H178ZM188 95V94H187ZM217 95V94H216ZM35 96H37V98L35 97ZM163 96H165V95H163ZM174 96V97H175ZM185 96V95H184ZM233 96H234V94H233ZM236 96V95H235ZM248 96V95H247ZM27 97H31V99L32 98H36L35 100L37 101H33L32 102V100H30V98H28L27 99ZM39 97V98H38ZM222 97H224V98H226V99H224V98H222ZM1 98V99H2ZM179 98H180V96H179ZM182 98H185V99H187L188 97L186 96V97H183L182 96ZM191 98V97H190ZM209 98V97H208ZM210 98V99H211ZM242 98V96L240 97V99ZM245 98H246V96H245ZM248 98H249V96H248ZM14 99V100H15ZM149 99H150V101H149ZM199 99H201V97L199 98ZM244 99V98H243ZM182 100V99H181ZM188 100V99H187ZM186 100V101H187ZM190 101H191V99H189ZM194 100V99H193ZM195 100H197V99H195ZM209 100V99H208ZM214 100H212V102L214 101ZM232 100V99H231ZM234 100L235 99H233L232 101H233V103H234ZM4 101V100H3ZM185 100H184V102H186ZM200 101V100H199ZM211 101V100H210ZM232 101L229 103V104H231L232 103ZM240 101V100H239ZM239 101H238V103H239ZM248 101V100H247ZM2 102V101H1ZM8 102V101H7ZM12 102V101H11ZM15 102V101H14ZM13 102V103H14ZM36 102V103H35ZM151 102H152V104H151ZM176 102V101H175ZM182 101H180V104H182L181 103ZM236 102V101H235ZM6 103V102H5ZM179 103V102H178ZM194 103V102H193ZM195 103H200V102H195ZM250 103V102H249ZM4 104V103H3ZM2 104V105H3ZM31 104V105H30ZM147 104H149L148 106H147ZM191 104V103H190ZM203 104H205V103H203ZM211 104V103H210ZM240 104V103H239ZM162 105V107L163 106H165V108L163 107V108H161L160 106ZM183 105V104H182ZM193 105H195V104H193ZM232 105V104H231ZM231 105L229 106V108L231 107ZM241 105V104H240ZM159 106V107H158ZM158 106H152V108H155V109H153V113H152V116L153 117H155V119L153 118V124H152V128H150V131H152V132H150L149 130H146V132L147 131H149V134H148V132H147V136H144L145 134H144V132H143V138H140V140L142 141V147L141 148H143V147H145V149H143V152H140V151H142V149L141 148H139V149H141V150H139L138 151V153L137 154H140L139 156H137V157H135V159H137V160H134V157H132V158H128V156H123V154L121 153V151L119 150V146L121 145V144H114L113 145V143L115 142L114 140V142L112 143V145H113V148H112V151L114 150V149H116L115 150V159L113 160V162L115 161L116 162V164H115V166H116V169L117 170H115L113 173H112V175H113V181L115 180V182H118V183H113L112 184V182H108L109 184H107L108 185V188H106L107 189V193L109 192L110 194H108L109 195V197L111 196V195H113V196H117V195H123V196H117L116 197V200L118 199V200H120L121 201V199H122V203H121V205H124V202H125V206L127 205V204H129L130 205V207H133V211L132 212H134L133 214H131L132 215V217L131 218H129L128 219V221L127 220H125L124 219V221L126 222L127 221V224H128V226L126 225V224H124V225H126L127 226V228H126V226H122L121 224H119L120 226H121V228L123 227V228H125V229H123L124 231H122L121 229V232H119V233H121V235H119L118 236V234L116 235L117 237H119L120 238V243L117 245V244H115V245H113L114 247L112 248V246L110 247V249H109V257L110 258H112L113 257V261L111 262V260H110V263H115V264H141V261H142V263H144L143 262V260H145V259H148V258H151V256H152V254H153V249L151 248V244H152V241H153V239H155V237H154V235H153V230H155V228H154V226L156 225V224H158L157 222L159 221V223L160 224H162V225H160V224H158L157 226H159V228L158 227H156V232L158 233V234H160V236L161 235H163V232L164 233H166V231H167V229L166 228H168V227H165V226H167V224L166 223H168L169 221H168V219H170V221H171V219H172V221L174 220L173 218H175V217H173L172 216V211H174V210H172L171 211V208L174 206V207H176V203H180L179 204V206L178 207H180L179 209L180 210H178L177 209V212L175 211V213H178L179 215H180V218L181 219H183L182 221H183V223H182V225H180V223L182 222H180L179 223V225H180V227H178L180 230H179V233H178V235H176L175 237L173 236V235H171L170 233H172V231H174L173 230V228L171 229L172 231H169L170 233H168V236L167 235H165V237H171V236H173V238H172V244H170L169 245V241L168 240H170L169 238H167L166 239V241L165 242H167V244H163V243H160V244H163V245H165V247H162L161 245H157L156 243L155 244H153V245H156L158 248L157 249H159V246H160V248L162 247L163 249H165L164 250V252H167V251H174V250H176L177 251V249H178V247L180 246H178L177 244L178 243H182L183 245H184V243L186 244V242L188 243V246L190 247V245H191V248H190V250H189V248L187 247V245H185V246H183L181 243V245L183 246V247H187L186 248V251H187V253L185 252V254L189 257H191V256H205V257H214L215 255H217V248L216 249H212V247H213V245H211V244H215V245H217L218 246V243L219 242H221V243H223L222 242V239H223V241H226V237L224 236V234H223V231H228V230H230L231 229V224H230V220H229V218L230 217H233L232 216V214H231V209H233V206L234 205H231V202H230V200L231 199H228V197H229V192H230V186H231V184L233 183V178H232V176L230 175V177H229V179H227L228 178V175H229V173H228V170L226 169V167L224 168V167H222L220 164H222L223 162H224V166H227V165H230V164H232V162H234L235 160H237L238 159V156H240L239 158L242 160V152H243V147L241 146L240 148L242 149L241 151H240V148H239V152L240 153H238V151H237V145L236 146H234V147H232L233 148V151L231 150V151H229L230 153H225V154H223V152H221L220 151V149H219V140L217 139V138H213V139H217L216 141H213V139H212V141L211 140H209V139H202V137L199 135H197V134H192L191 132V134L190 133H182V135L184 136V138L185 139H181V142H179V138L177 139L178 140V142L179 143H181L180 145H182V147H180L181 148V150L179 151V152H177V151H172V150H166L165 149V147L167 148V141L166 140H168L167 138L166 139H162V137L164 138L165 136H162V135H165V133H166V131H165V129L166 128H168L169 126L171 127V124L172 123H170L171 121H174L173 119H171V118H169L168 116L169 115H167V116H165L166 115V113L168 114H170V109L172 108V112L174 111L173 110V106H172V104H171V108L168 106V108H166V105L165 104H163V102L161 103V104H159ZM177 106V105H176ZM179 106V105H178ZM181 106V105H180ZM186 106V105H185ZM196 106H198V104L196 105ZM200 106H204V105H201V103H200ZM208 106H209V104H208ZM208 106H206V107H208ZM233 106V105H232ZM235 106V105H234ZM245 106V105H244ZM14 107V108H13ZM158 107V108H157ZM187 108H189L188 106H186ZM190 107H192V106H190ZM243 107V106H242ZM4 108H5V106H4ZM179 108V107H178ZM178 108H177V110H178ZM180 108H182V111H183V107H180ZM196 109H197V107H195ZM200 107H198V109H199ZM203 107H201V109H202ZM211 108H210V110H211ZM228 108V110H230V111H232V109L230 108L229 109ZM150 109V108H149ZM168 109V110H167ZM176 109V108H175ZM200 109V110H201ZM203 109H206V108H203ZM208 109V108H207ZM205 110V111H207L208 112V110ZM225 109H227V108H225ZM15 110H17V111H15ZM177 110H175V112H174V114L175 113H177L176 111ZM186 110V109H185ZM188 111L189 110H191V111H193L192 109H187ZM200 110H198V112H197V114L199 115L200 113H199V111ZM210 110H209V112H210ZM241 110V109H240ZM169 111V112H168ZM190 111V112H191ZM195 111V110H194ZM204 110H202V112H203ZM237 111V110H236ZM238 111H239V109H238ZM6 112H8L7 110H6ZM171 112V113H172ZM178 112H179V110H178ZM186 112V114H188L187 113V111H185ZM185 112L183 113V114H185ZM201 112V113H202ZM209 112H208V114H209ZM222 112V113H221ZM229 112V111H228ZM233 112H234V110H233ZM249 112V111H248ZM9 113V112H8ZM8 113H6V114H8ZM146 113V112H145ZM150 113V112H149ZM195 112H193V114H194ZM147 114V113H146ZM177 114H181V113H177ZM197 114H195V115H193V116H195V118H199V116H197ZM204 114V115H203ZM203 114H201L200 116V119L199 120H201V122H202V124H203V121L206 123V121L207 120H209V118H211V116L209 115L208 116V114L206 115V112H203ZM229 115H230V113H228ZM227 114V116L225 115V114H223V115H225L227 118L228 117H232V116H229ZM244 114H246V113H244ZM165 117H164V116ZM190 115V114H189ZM222 115V117L223 118H225L224 116ZM247 115V114H246ZM7 116V117H8ZM29 116V117H28ZM99 116H101L100 114H99ZM98 116V117H99ZM175 116V115H174ZM185 116V115H184ZM187 116V117H186ZM185 117H186V120H187V118H188V115H186ZM192 116V115H191ZM234 116V115H233ZM237 116H238V114H237ZM245 116V115H244ZM256 116V115H255ZM144 117V116H143ZM178 117H179V115H178ZM177 117V118H178ZM183 117V116H182ZM250 117H252V116H250ZM26 118H28V119H26ZM142 118V117H141ZM145 118V117H144ZM197 118V119H198ZM222 118V119H223ZM229 118V119H230ZM238 118H240V116L238 117ZM248 118H249V116H248ZM26 119V120H25ZM179 119H182L181 118V116L179 117ZM190 119H192V117L190 118ZM194 119V118H193ZM196 119V122L198 121ZM11 120V121H12ZM30 120V119H29ZM28 120V121H29ZM31 120V121H32ZM41 120H42V122H41ZM60 120V121H59ZM73 120V121H72ZM93 120V119H92ZM95 120V119H94ZM145 120V119H144ZM150 120V119H149ZM178 119H176V121H177ZM216 120V121H217ZM231 120V119H230ZM240 120H241V118H240ZM246 121L248 120V119H245ZM250 120V122H252V118L251 119H249ZM255 120V119H254ZM11 121H9L8 123H9V125L11 126ZM28 121L26 122V123H28ZM40 121V122H39ZM52 121H53V123H52ZM152 121V120H151ZM176 121H174V122H176ZM180 121H182V120H180ZM189 121V125H190V121L191 120H188ZM244 121V120H243ZM34 122V121H33ZM32 122V123H33ZM37 122H35L36 123V125L38 124ZM48 122V123H49ZM79 122V121H78ZM87 122V121H86ZM93 122V121H92ZM96 122V121H95ZM95 122L93 123V124H95ZM99 122H98V124H99ZM174 122H173V124H174ZM184 122V121H183ZM193 122V121H192ZM196 122H193L192 124H194V123H196ZM218 122V121H217ZM237 122H241V121H237ZM30 123V122H29ZM48 123H47V126H48ZM59 123V124H58ZM83 123V122H82ZM142 123V122H141ZM148 123H150V122H148ZM177 123H178V121H177ZM185 123V122H184ZM205 123H204V125H205ZM219 123H221V122H219ZM224 123V122H223ZM238 123V124H239ZM242 123H244V125L246 124L245 122H242ZM34 124V123H33ZM44 124L46 125V123H43V126H44ZM58 124V125H57ZM68 124V126L66 125V127H70L69 129H72L73 127H75V125H77L76 123L74 124V126L73 127H71L70 125ZM79 124V123H78ZM87 124H88V122H87ZM139 124V123H138ZM151 124V123H150ZM170 124V125H169ZM173 124H172V126H173ZM176 124V123H175ZM192 124H191V126H192ZM197 124V126H201V125H199V124H201V123H196ZM196 124L194 125L196 128H197V126H196ZM208 124L209 125H211V128H214V127H212V124L211 123H209L208 122ZM225 124V123H224ZM8 125V126H9ZM23 125V124H22ZM22 125L20 126V127H22ZM26 125V124H25ZM32 125V124H31ZM34 126V128L36 127V128H38L39 127V125H37V126ZM80 125V124H79ZM85 125V124H84ZM117 125V126H116ZM140 125V124H139ZM185 125H186V123H185ZM219 125V124H218ZM241 125V124H240ZM243 125V124H242ZM249 125V124H248ZM10 126H9V128H10ZM33 126V125H32ZM59 126V127H58ZM81 126V125H80ZM86 126V125H85ZM84 126V127H85ZM90 126V125H89ZM141 126V125H140ZM168 126V127H167ZM177 126V125H176ZM182 126V125H181ZM188 126V125H187ZM187 126H184V128L185 127H187ZM221 126V125H220ZM226 126V125H225ZM262 126V125H261ZM12 127H13V125H12ZM11 127V128H12ZM19 127V128H20ZM28 127H29V125H28ZM26 127V129H28V130H26L25 129V132H23L21 129H23V128H20V132H21V134L20 135H22V134H24V133H26V131H28L27 132V135H29L30 134V132H32V130H31V128L29 127ZM46 127V126H45ZM44 127V128H45ZM61 127L59 128V129H61ZM90 127H92V126H90ZM142 128H144L145 129V127H143V126H141ZM178 127H180V125H178ZM189 127V126H188ZM194 127V128H195ZM218 127V126H217ZM216 127V128H217ZM246 127V126H245ZM241 128L242 129V134H239L238 133V139L237 140H239L240 141V139H245L246 138V136H248L247 134H248V132H250L248 129H246V128ZM10 128V129H11ZM14 128V127H13ZM12 128V130H17L18 131V129L19 128H14L13 129ZM35 128V130L37 131H40V128L39 129H36ZM43 128V127H42ZM41 128V129H42ZM43 128V130H41L40 132H41V134H42V139H43V136L44 137H46V132H48L47 130H46V128L44 129ZM64 128H65V126H64ZM63 128V129H64ZM67 128V129H68ZM76 128V127H75ZM77 128H80V127H77ZM83 128V127H82ZM94 128H96V129H98L97 127H94ZM112 128H111V130H112ZM175 129V126L174 127H172V129ZM181 128H183V126L181 127ZM183 128V129H184ZM216 128H214V129H216ZM221 128H223V127H221ZM238 128V127H237ZM248 128V127H247ZM10 129L8 130V131H10ZM51 129H49L50 131H51ZM62 129V130H63ZM84 129V128H83ZM91 129V128H90ZM89 129V130H90ZM102 129H104V128H102ZM116 128H114V130H115ZM135 129V128H134ZM139 129H141V128H139ZM152 129V130H151ZM171 129V130H172ZM178 129V128H177ZM190 129L191 130H194L193 128H189V131H190ZM234 129V128H233ZM239 129V128H238ZM34 130V129H33ZM46 130V132H44ZM56 130V131H55ZM66 130V129H65ZM95 130V129H94ZM93 130V131H94ZM219 130H221V129H219ZM224 130V129H223ZM230 130V129H229ZM37 131V132H38ZM67 131V130H66ZM92 131V130H91ZM91 131H89V132H91ZM96 131V130H95ZM99 131H101L100 130V128H99ZM98 131V132H99ZM104 131V130H103ZM140 131V130H139ZM168 131H170V129L168 128ZM173 131V133L176 131V130H172ZM178 131V130H177ZM176 131V132H177ZM180 131V130H179ZM178 131V133H180ZM186 131H188V130H186ZM188 131V132H189ZM233 131V130H232ZM19 131L18 132H14L13 131V133H7L9 136H12L11 134H13V135H17V134H19L20 133ZM34 132V131H33ZM32 132V133H33ZM37 132H35V133H37ZM98 132H97V134H98ZM111 133H112V131H110ZM109 132V133H110ZM129 132V133H130ZM138 132V131H137ZM164 132V133H163ZM175 132V133H176ZM182 132V131H181ZM215 132V131H214ZM217 132H218V130H217ZM226 132V131H225ZM231 132V131H230ZM234 132V131H233ZM232 132V133H233ZM16 133V134H15ZM29 133V134H28ZM39 133V132H38ZM58 134H59V132H57ZM61 133V132H60ZM86 133V132H85ZM91 133H93V132H91ZM90 133V134H91ZM100 133V132H99ZM104 133V132H103ZM107 133H104V134H107ZM108 133V134H109ZM114 133V132H113ZM112 133V134H113ZM136 133V132H135ZM174 133V134H175ZM219 133V132H218ZM252 133V132H251ZM41 134H40V136H39V138L41 137ZM48 134H49V132H48ZM62 134V133H61ZM89 134V133H88ZM111 134V135H112ZM139 134V133H138ZM7 135V136H8ZM33 135V134H32ZM38 135V134H37ZM36 135V136H37ZM94 135H96V133L94 134ZM94 135H91V137H93ZM100 135V134H99ZM99 135L98 136H95V137H98L99 138ZM114 135V134H113ZM126 135V134H125ZM131 135V134H130ZM170 135H171V133H170ZM169 135V136H170ZM178 136H180L179 134H177ZM181 135V136H182ZM186 135V136H185ZM197 135V136H196ZM23 136V135H22ZM21 136V137H22ZM24 136L26 137V135L24 134ZM34 136H35V134H34ZM35 136V137H36ZM48 136V135H47ZM83 136V135H82ZM88 136V135H87ZM87 136H85V137H87ZM102 136V135H101ZM129 136V135H128ZM127 135H126V137H128ZM141 136H142V134H141ZM162 136V137H161ZM168 136V137H169ZM220 136V135H219ZM14 138H15V136H13ZM51 137V138H52ZM56 137H57V135H56ZM62 137H63V135H62ZM68 137V136H67ZM67 137H66V139H67ZM78 137H81V136H78ZM84 137V136H83ZM94 137V138H95ZM105 137H107L106 135H105ZM104 137V138H105ZM114 137V136H113ZM122 137H124V136H122ZM125 137V138H126ZM159 137H161V138H159ZM172 137V136H171ZM17 138V137H16ZM20 138V137H19ZM28 138V137H27ZM37 138V137H36ZM70 138V137H69ZM76 138V137H75ZM89 138V137H88ZM98 138H96V142H97V139ZM102 138V137H101ZM121 138V137H120ZM119 138V139H120ZM124 138V139H125ZM131 138V137H130ZM173 139H174V137H172ZM222 138V137H221ZM21 139V138H20ZM20 139L18 140L20 143H21V141H20ZM38 139V138H37ZM79 138H77V140H78ZM90 140H91V138H89ZM93 139V138H92ZM111 139V138H110ZM116 139V138H115ZM128 139H129V137H128ZM150 139L151 140H157V142L156 141H153L154 143H151V141H150ZM165 140L166 142H164V141H162V143H166V145L167 146H165V145H163L161 142H160V140ZM236 139V138H235ZM10 140V139H9ZM26 140H28V139H26ZM25 140V141H26ZM40 140V139H39ZM39 140H37L38 142H39ZM100 140H103V141H105L104 139H100ZM123 140V139H122ZM175 140V139H174ZM222 140V139H221ZM17 141V140H16ZM24 141V142H25ZM30 141H31V139H29V142L28 143H26L27 145H29V146H31L30 144H33V146H35V145H37L38 143L36 142V141H32L31 143H30ZM70 141H71V139H70ZM69 140H68V142H70ZM76 141V140H75ZM74 141V142H75ZM80 141V140H79ZM109 141V140H108ZM133 141V140H132ZM135 141V140H134ZM138 141V140H137ZM141 141H139L140 143H141ZM176 141V140H175ZM174 141V145H176V142ZM225 141V140H224ZM229 141H231V140H229ZM245 141V140H244ZM243 141V142H244ZM23 142V141H22ZM34 142H36L35 143V145H34ZM67 142V143H68ZM82 142V141H81ZM80 142V144H82ZM91 143H89V146L92 144V141H90ZM100 142V141H99ZM117 142V141H116ZM120 142V141H119ZM123 142V141H122ZM177 142V144L178 145H176V147L177 148H179V143ZM242 142V143H243ZM67 143L65 142L64 144H66L67 145ZM76 143H79V142H76ZM101 143V142H100ZM99 143V144H100ZM109 142H107V145H109L108 144ZM139 143V144H140ZM231 143V142H230ZM229 143V144H230ZM234 143V142H233ZM22 144H24V143H22ZM71 144H73V143H71ZM69 145V147H68V145L66 146V150H64V151H67L68 149H72V145ZM105 144H106V142H105ZM155 144H157V145H155ZM170 144V143H169ZM221 144V143H220ZM226 144V143H225ZM244 144V143H243ZM242 144V145H243ZM25 145V144H24ZM82 145H84V143L82 144ZM87 145V144H86ZM95 145H97L98 146V143L97 144H95ZM95 145H92L91 147H95ZM101 145H103V144H101ZM162 145L164 146V147H162ZM223 145V144H222ZM232 145V144H231ZM235 145V144H234ZM250 145V144H249ZM73 146H74V150H76L75 152H77L79 149H80V151H78L77 153H79V154H76L78 157H80V158H83L82 160L84 161V160H86V157L87 156H85V157H83L84 155H86V154H84L83 156L81 155V151H82V154H83V150L84 149H82L81 150V147L82 146H79V145H75V143L73 144ZM76 146H78V147H76ZM85 146V145H84ZM114 146H115V148H114ZM152 146H158V147H155V148H157V151L155 152V153H158V155H157V157L158 158H163L165 161H167V163H169V166H170V168L172 169V171L173 172H175V174H173V175H175V176H173V175H171L169 178L170 179H168V180H172V182L171 181H169V185L168 186H170V183H172V187H167V188H164V186H163V182H162V180H163V178L164 177H167L165 174H167V173H170V171L168 172V170H167V173H166V171H165V176L162 174V175H160L159 173H157L156 171H157V169L159 170V169H161L160 168V165L158 166V163L156 164L157 166H156V171L155 170H153L152 169V167H151V165L154 163V158L156 159L157 157H154L152 160L153 161H151V159H149V158H151L150 156H152V155H148L149 153H152L151 151H149V150H151V149H153V147ZM171 146V145H170ZM169 146V147H170ZM224 146V145H223ZM233 146V145H232ZM244 146V145H243ZM64 147V146H63ZM75 147H76V149H75ZM90 147V148H91ZM101 147H103V146H101ZM108 147V146H107ZM106 147V148H107ZM112 147V146H111ZM110 147V148H111ZM133 147V146H132ZM139 147H140V145H139ZM169 147H168V149H169ZM225 147V146H224ZM245 147V146H244ZM97 148V147H96ZM98 148H99V146H98ZM103 148H105V147H103ZM134 148V147H133ZM154 148V149H155ZM171 148V147H170ZM227 148V147H226ZM86 149V148H85ZM89 149V148H88ZM153 149V150H154ZM158 149H160V150H163L164 152L163 153H161L160 152V150H158ZM174 149V148H173ZM228 149V148H227ZM245 149H246V147H245ZM87 150V149H86ZM91 150V149H90ZM97 150V149H96ZM99 150V149H98ZM103 150V153L104 152H106V151H104V149H102ZM110 150V149H109ZM126 150V149H125ZM156 150V149H155ZM154 150V151H155ZM166 150V151H165ZM229 150V149H228ZM247 150V149H246ZM61 151V150H60ZM63 151V150H62ZM61 151V152H62ZM69 151V150H68ZM85 151V150H84ZM101 151V150H100ZM99 151V152H100ZM75 152L73 153V158L75 157ZM99 152H97L96 153V155L97 156H95V155H93V162H94V165H92L91 163H89L88 162V160H87V163L86 164H88V166L86 165L85 166V164H84V166L85 167H87V169L90 167L89 165H92L93 167H91V168H93L92 169V171L90 170V168H89V171L90 172H92V173H89V172H87L88 174H90V177H93L94 176V178L96 177V174H97V177L94 179V180H96V179H101V181L102 180H105L107 177H108V179L106 180V181H108V180H110L109 179V175H110V171H112V170H114V169H109L108 171L106 170V169H108V168H104L103 167V165H102V163L101 162H99V156H100V154H101V152L99 153ZM128 152H130V151H128ZM133 152V151H132ZM140 152V153H139ZM102 153V155L104 156V154ZM107 153V152H106ZM154 153V152H153ZM161 153V154H160ZM59 154V153H58ZM58 154H55V155H53V156H56V155H58ZM65 154H66V152H65ZM64 154V155H65ZM87 154H88V152H87ZM107 154H109V153H107ZM127 154H129V153H127ZM133 153H131V155H132ZM136 154V155H137ZM68 155V154H67ZM82 157H81V156ZM89 155V154H88ZM102 155H101V157H102ZM111 155V154H110ZM113 155H114V153H113ZM147 155L149 156V157H147ZM159 155L161 156V157H159ZM59 156V155H58ZM76 156V157H77ZM108 156V155H107ZM243 156H245L244 154H243ZM57 157V156H56ZM55 157V158H56ZM62 156H60V158H61ZM64 157V156H63ZM68 156H66V158H67ZM92 157V156H91ZM100 157V160L102 159ZM110 158V157H109ZM148 158V159H147ZM161 158V159H162ZM262 158V157H261ZM57 159V158H56ZM64 161L66 160V159H64V158H62ZM74 159H77V158H74ZM106 159V158H105ZM111 159H112V155H111V158H110V161H111ZM60 159L58 158V162H60L59 161ZM81 160V161H82ZM149 160L151 161V163L149 162ZM157 160V159H156ZM155 160V161H156ZM160 160V159H159ZM50 161V160H49ZM49 161H48V163H49ZM63 161V163L65 164L66 162H67V160L64 162ZM74 161V160H73ZM79 161V162H78ZM102 161V160H101ZM244 161H246V160H244ZM51 162V167H53V165H55V164H53L52 165V161H50ZM70 162H72V161H70ZM86 162V161H85ZM92 162V163H93ZM103 162V161H102ZM107 162V161H106ZM158 162V161H157ZM159 162H161V161H159ZM162 162H164V161H162ZM253 162V161H252ZM63 163H61V164H63ZM72 163H75V162H72ZM71 163V164H72ZM77 163H80V160H77ZM110 163V165H111V163L112 162H109ZM50 164V163H49ZM49 164H48V166H49ZM81 164V163H80ZM103 164H105V163H103ZM67 165V164H66ZM78 165V164H77ZM114 165V164H113ZM113 165H111V167L113 166ZM150 165V166H149ZM249 165V164H248ZM49 166V167H50ZM57 166V165H56ZM53 167V169L54 170H56V171H58V166L57 167ZM64 165H62V167H63ZM70 166V165H69ZM79 166V165H78ZM82 168V170L83 169H85V167L83 166V165H80ZM80 166L79 167H77L78 169L80 168ZM105 166V165H104ZM154 164H153V168H154ZM165 166H166V163H165ZM218 166H221L220 168H218ZM250 166V165H249ZM65 167V166H64ZM72 167H73V165H72ZM72 167L70 168L71 169V171H72ZM110 167V166H109ZM248 167V166H247ZM56 168V169H55ZM67 168H68V165H67ZM219 169L218 171H217V174H216V171H215V169ZM250 168H251V166H250ZM253 168V167H252ZM70 169H69V172H71L70 171ZM94 169L96 170V171H94ZM118 169H119V171H118ZM155 169V168H154ZM256 169V168H255ZM49 170V169H48ZM50 170H52L51 168H50ZM49 170V172H52V174H50V175H53V171H50ZM162 171H164V169H161ZM161 170H160V172H161ZM165 170H166V168H165ZM257 170H258V168L256 169V172H257ZM73 171H74V168H73ZM76 171V170H75ZM75 171L73 172V173H75ZM81 171V170H80ZM85 170H83V172H84ZM94 171V172H93ZM251 171H253L252 169H251ZM59 173H60V171H58ZM57 173V172H56ZM59 173H57V175L55 174V172H54V174H55V176L53 175V177H52V179L54 178V177H56V176H58V178L59 177H61V175L59 174ZM64 173H66L65 171H64ZM78 173V172H77ZM76 173V174H77ZM86 173V174H87ZM94 173H96L95 175H94ZM254 173V172H253ZM253 173H252V175H253ZM259 172H257V174H258ZM47 174H49V173H47ZM60 176H59V175ZM80 175L82 174V173H79ZM91 174L93 175V176H91ZM170 174H172V173H170ZM238 174V173H237ZM246 174H247V172H246ZM245 174V175H246ZM249 174V173H248ZM248 174H247V176H248ZM257 174H254L255 176L257 175ZM43 175H45V174H43ZM80 175H78V176H80ZM85 174H83V175H81V176H84ZM253 175V176H254ZM89 176V175H88ZM169 176V175H168ZM250 176H251V174H250ZM44 177V176H43ZM50 178V176H46L45 178ZM71 177V176H70ZM70 177H68V179L70 178ZM242 177V176H241ZM76 178V177H75ZM88 178V177H87ZM172 178V179H171ZM175 178V179H174ZM51 178H50V180H52ZM78 179V178H77ZM91 179V178H90ZM93 179H91L92 180V182L90 181V183H92V184H94V188H95V183L93 182ZM243 179V178H242ZM250 179V177H248V179H245V180H249ZM39 180V179H38ZM53 180H55V179H53ZM52 180V181H53ZM74 180V179H73ZM83 180V179H82ZM84 180H85V178H84ZM83 180V181H84ZM88 180V179H87ZM86 180V181H87ZM244 180V181H245ZM40 181V180H39ZM97 181V180H96ZM101 181H100V185H101ZM121 181H123L124 183L122 184V183H120ZM224 181H227V184H226V186H225V188H224V190H223V193H221L220 192V188L222 187H220V185H222V183L224 182ZM46 182H50V181H48V179H47V181ZM65 182V181H64ZM69 182H71L70 180H69ZM105 182V181H104ZM155 182H156V184L158 183V185H159V188L157 189V187H156V184H155ZM246 182V181H245ZM249 182H250V180H249ZM38 183H40V182H38ZM38 183H36V184H38ZM67 183H68V180H67ZM72 183V182H71ZM89 182H88V184L89 185H91ZM99 183V182H98ZM243 183V182H242ZM246 183H248V182H246ZM35 184V185H36ZM41 184H43V182L41 181V183H40V185ZM44 184H45V182H44ZM60 184H63V183H61V181H60ZM65 184H66V182H65ZM82 184H85V183H83L82 182ZM88 184H86V186L85 187H87L88 186ZM168 184V183H167ZM240 184V183H239ZM35 185H33L34 186V188H33V186H32V188L34 189V191H38L37 189H38V187L36 188L35 187ZM39 185V184H38ZM37 185V186H38ZM72 185H73V183H72ZM96 185H97V182H96ZM99 185V184H98ZM103 185V184H102ZM106 184H105V186H107ZM247 185V184H246ZM42 186V185H41ZM48 186V187H47ZM50 185L49 184H47L46 186H45V188L47 187L48 188V190H50V187H49ZM61 186H63V185H60L59 187H61ZM70 186V185H69ZM69 186H63V187H66V189H67V187H69ZM82 186H84V185H82ZM248 186V188H247V190L249 189V184L247 185ZM58 187V186H57ZM63 187H61V188H63ZM74 187H76V185L74 186ZM79 187V185L77 186V189L79 190V191H83V187L81 188V190H80V187ZM84 187V188H85ZM220 187V188H219ZM31 188V189H32ZM35 188H36V190H35ZM45 188H44V190H45ZM90 188H92L91 189V191H88V192H90V195L91 194H93V193H91L93 190H94V188L92 187V186H90ZM97 188V187H96ZM99 188V187H98ZM170 188H172V189H170ZM239 188V187H238ZM246 188H244V190L242 191V189L240 188V190H241V192H243L244 193V191L246 190ZM33 189H32V191H33ZM56 189H58V188H56L55 187V192L57 191ZM65 189V191H69V189H67L66 190ZM76 189V188H75ZM73 190V191H75V194L77 193V192H79L77 189L76 190ZM99 189H101V188H99ZM102 189H104V188H102ZM100 190V192L101 191H105V190ZM156 189V190H155ZM59 190L60 189H58V192H59ZM70 190H72V189H70ZM85 190V189H84ZM86 190H87V188H86ZM85 190V191H86ZM236 190V189H235ZM26 191V190H25ZM50 191H54L53 190V187H51V190ZM64 191V192H65ZM85 191H83V193L85 192ZM95 191H96V189H95ZM44 192V191H43ZM42 192V193H43ZM57 192V193H58ZM60 192H62V191H60ZM94 192V191H93ZM236 192V191H235ZM45 193H48V191L46 190L45 192H44V194ZM56 193V194H57ZM74 193V192H73ZM70 194V193H69ZM72 194V193H71ZM74 194V195H75ZM79 194V198H81L83 195H81L80 196V194H82V192L80 193H78ZM85 194H86V192H85ZM101 194V193H100ZM133 194H134V196H133ZM238 194V193H237ZM242 194V193H241ZM64 195V194H63ZM65 195H67V193L65 192ZM77 195V194H76ZM87 195H89V193L87 194ZM89 195V196H90ZM104 195V194H103ZM133 196V198H132V196ZM161 196V197H158L157 199H159V198H163L162 200L163 201H161V199H160V204L158 205L159 207H164V209H165V213H164V209H162V211L163 212H161V213H164L165 214V216H166V218H165V216H163V215H161V216H163V217H161L159 214H158V212H156V211H153L154 210V208H153V210H152V207H153V203L155 202V200H154V202L152 201V199H153V197L155 198V197H157V196ZM220 195L221 196H228L227 197V199L228 200H226V202L225 203H222V201H221V199H220ZM61 196V195H60ZM78 196V195H77ZM76 196V198H78ZM97 197H96V199L98 198V195H96ZM101 196H102V194H101ZM113 196L112 197H110V199L113 201V202H115L113 199H115V198H113ZM65 198L63 199L62 198V196H61V198L64 200L63 202H66L67 200L69 201H67L68 203H70V201H71V199H69L70 197L69 196H64ZM68 197V198H67ZM71 197H74V196H71ZM85 197H86V195H85ZM84 197V198H85ZM91 197V196H90ZM89 197V198H90ZM104 197V196H103ZM119 197V198H118ZM124 199H123V198ZM129 197H131L130 199H131V203H129L130 202V200L128 199ZM223 197V198H224ZM225 197V198H226ZM257 197V196H256ZM78 198V199H79ZM83 198V197H82ZM95 198V197H94ZM108 198V197H107ZM128 200H127V199ZM88 198H86V200H87ZM91 199V198H90ZM101 200V197H99L98 198V200ZM133 199V200H132ZM157 199H156V201H157ZM220 199V200H219ZM80 201H81V199H79ZM82 200H84V199H82ZM85 200V201H86ZM93 199H91V200H89L88 199V201L90 202H86L85 204H89V206H85L84 204V207L85 208H87V209H84V208H82V207H80V204H79V208H82V209H84V211L85 210H88L87 212H89L90 211V209H95L96 207L95 206H100V202L99 201H97V204H95V201L93 202L92 201ZM104 200V199H103ZM109 200V199H108ZM127 200V201H126ZM253 200H255V199H253ZM179 201V202H178ZM250 201V200H249ZM72 202V201H71ZM83 202V201H82ZM94 203L93 205L91 204V203ZM111 202V201H110ZM254 202V201H253ZM99 203V204H98ZM104 203L106 204L107 202H105L104 201ZM112 203V202H111ZM117 203H119L118 201L116 202V204ZM127 203V204H126ZM157 203V202H156ZM155 203V204H156ZM237 203V202H236ZM238 203H239V201H238ZM71 204V203H70ZM72 204H73V206L74 205H76V204H74L73 202H72ZM71 204V205H72ZM92 206H91V205ZM242 203H240L239 204V207H240V205H241ZM243 204H245V203H243ZM242 204V205H243ZM248 204H249V202H248ZM251 204H252V199H251ZM95 205V206H94ZM101 205H102V203H101ZM109 206H111L110 204H108ZM112 205H113V203H112ZM119 205V204H118ZM128 205V206H129ZM178 205V204H177ZM241 205V206H242ZM44 207H46V205H43ZM92 208H91V207ZM98 206V207H99ZM105 206H107V205H105ZM125 206H120V207H124L125 208ZM251 206V205H250ZM253 206H255V205H253L252 204V206L251 207H249V205H245L244 207H246L247 209L248 208H252ZM76 207H77V205H76ZM75 206H74V209L76 208ZM88 207H90V209L88 208ZM95 207V208H94ZM108 207V206H107ZM113 207V206H112ZM110 208V209H113V212L112 213H114V212H118V213H121V211H123V210H121V211H119L120 209H118V211L117 210H115L114 208ZM117 207V208H118ZM101 207H99V209H100ZM109 208V207H108ZM107 208V209H108ZM116 208V209H117ZM242 208V207H241ZM44 209H46V208H44ZM43 209V210H44ZM128 209V208H127ZM130 210H132V208H129ZM161 209V208H160ZM76 210V209H75ZM93 210H91L90 212H92ZM98 210V209H97ZM100 210H103V209H100ZM99 210V211H100ZM244 210V209H243ZM76 211H78V210H76ZM75 211V215H76V212ZM104 211V210H103ZM111 211V210H110ZM109 211V213H110V215H111V212ZM161 211V210H160ZM246 211V210H245ZM87 212L85 211V213H82V215L83 214H85L84 216L86 217V215H87ZM88 213V215L89 214H91V213ZM131 212V211H130ZM238 212V211H237ZM94 213V212H93ZM98 213V212H97ZM96 213V214H97ZM117 213V214H118ZM152 213L153 214H156V219H154V217L152 216ZM74 214V213H73ZM81 214V213H80ZM80 214H78L77 213V216H79ZM102 214H103V212H102ZM101 214V215H102ZM108 214V213H107ZM115 214V216H116V213H114ZM124 215L126 214V213H123ZM239 214H240V212H239ZM74 215V216H75ZM109 215V214H108ZM120 215H122V213L120 214ZM126 215H129V213L128 214H126ZM238 215V214H237ZM77 216H75L74 218H76ZM97 216L99 217V214H97ZM96 216V217H97ZM160 218V220L159 219H157L158 217ZM11 217V216H10ZM92 217V216H91ZM108 217V216H107ZM106 216L104 217V221H103V223H102V225L104 224V226H106L107 224V222L109 221V218H107ZM126 217V216H125ZM130 217V216H129ZM15 218H16V216H15ZM71 218H72V215H71ZM121 218H123V217H121ZM47 219H48V217H47ZM46 219V220H47ZM53 219H54V217H53ZM52 219V217H51V221L53 220ZM76 219H78L79 221H77V222H80V220H82L83 219V217H82V219L80 218L79 219V217L78 218H76ZM75 219V220H76ZM85 219V218H84ZM98 219V218H97ZM120 219V218H119ZM167 221H166V220ZM176 219V218H175ZM231 219V218H230ZM235 219V218H234ZM249 219H256V215L254 214V215H252L251 217H249ZM55 220V219H54ZM72 220H73V218H72ZM100 220V219H99ZM113 220V219H112ZM115 220V219H114ZM158 220V221H157ZM51 221H49V222H51ZM66 221L67 220H63V221H58V222H55V224L57 225V224H61L62 222H64V223H66ZM84 221V220H83ZM89 221H90V219H89ZM130 221V222H129ZM155 221H156V223H155ZM162 223H161V222ZM163 221H166V222H163ZM176 221H177V219H176ZM52 222H54V221H52ZM93 222V225H94V223H95V225L97 226V228H99V226H100V222L98 221V220H95V221H92ZM112 222V221H111ZM110 222V223H111ZM114 222H116V221H114ZM179 222V221H178ZM46 223H47V221H46ZM61 224L60 226H62V228L61 229H64V226L66 225V224ZM76 223V222H75ZM89 223V222H88ZM99 223V224H98ZM113 223V222H112ZM165 223V224H164ZM174 223V222H173ZM218 223H219V225L221 226V229H220V226H218ZM50 226H51V223H48ZM53 224V223H52ZM55 224H53V225H55ZM69 224L70 223H67V225L69 226ZM85 224V223H84ZM89 224H91V223H89ZM237 224V223H236ZM71 225H73V224H71ZM70 225V226H71ZM75 225V224H74ZM82 224H80V226H81ZM87 225V224H86ZM117 226H119L118 224H116ZM178 225V226H179ZM234 225V224H233ZM69 226V227H70ZM78 226V225H77ZM110 226V225H109ZM108 226V228L110 229L111 227H109ZM169 226V225H168ZM236 226V225H235ZM235 226H233V227H235ZM59 227V226H58ZM85 227H88V226H85ZM84 227V228H85ZM161 227H163L162 228V230H160L159 231V229H161ZM65 228H67V227H65ZM71 228V227H70ZM73 228H74V226H73ZM76 228V227H75ZM89 228V227H88ZM91 228H92V226H91ZM95 228V227H94ZM69 229V228H68ZM77 229V228H76ZM166 229V231H164ZM169 229V228H168ZM221 230V231H218V230ZM52 230V229H51ZM70 230V229H69ZM111 230V229H110ZM115 230H116V228H115ZM186 230H189L188 232L186 231ZM47 231H49V229L47 230ZM84 231V230H83ZM87 231V230H86ZM102 231H103V229H102ZM112 231V230H111ZM119 231V230H118ZM225 231V232H226ZM71 232H74V231H71ZM100 232V231H99ZM114 232V231H113ZM123 232H124V236L125 237H123ZM155 232V233H156ZM160 232V233H159ZM162 232V233H161ZM222 232V233H221ZM103 233H104V235H103ZM103 233H100L99 235H98V238H96V239H94V241L95 242H98V241H100L101 242V240L102 239H105L106 238V235H107V233H110V231L108 232V230H107V226L105 227V230H104V232ZM112 233V232H111ZM174 233V232H173ZM172 233V234H173ZM75 234V233H74ZM83 234V233H82ZM82 234H81V239L82 238H84L83 236H82ZM126 234V235H125ZM52 235V234H51ZM79 235V234H78ZM95 235V234H94ZM223 235V236H222ZM61 236H62V234H61ZM66 236V235H65ZM72 236V235H71ZM103 236V237H102ZM159 236V237H160ZM231 236V235H230ZM34 237V236H33ZM32 237V238H33ZM46 237V236H45ZM63 237V236H62ZM75 237V236H74ZM112 237H113V235H112ZM157 237V236H156ZM157 238L158 240H160L161 239V237L160 238ZM34 238H36V237H34ZM52 238V237H51ZM64 238V237H63ZM85 238H86V236H85ZM124 238L126 239V241L124 240ZM43 239H45V238H43ZM66 239V238H65ZM72 239V240H71ZM70 240L71 241H73L74 239L76 240V239H78V237H76V238H71ZM86 239H88V238H86ZM111 237H110V241H111ZM127 239H129V240H132V241H130L129 243H130V245H129V243H126V242H128L127 241ZM79 240H80V238H79ZM83 240V239H82ZM82 240L80 241V243H82ZM107 240H109V239H107ZM106 240V241H107ZM119 240V239H118ZM173 241H174V243H173ZM69 242V243H68ZM67 243V245H74V244H71V242L70 241H68ZM115 242H116V240H115ZM132 242V243H131ZM164 242V243H165ZM28 243H30V242H28ZM171 243V242H170ZM205 243H211L210 245L212 246H210L211 247V249L210 250H208L207 252L206 251H203V247H204V244ZM64 244H66V243H64ZM78 244V243H77ZM85 243H83V245H84ZM128 244V245H127ZM32 245V244H31ZM34 245V244H33ZM67 245H66V248L68 249V247H67ZM78 245H81V244H78ZM78 245H76V247L78 246ZM82 245V246H83ZM85 245H88V243L87 244H85ZM174 245H175V247H174ZM65 246V245H64ZM106 246V245H105ZM108 246V245H107ZM167 246V247H166ZM217 246H215V247H217ZM220 246V245H219ZM49 247V246H48ZM75 247V245L74 246H72V248L71 249H73ZM80 247V246H79ZM79 247H78V249H79ZM85 248H86V246H84ZM177 247V248H176ZM214 247V248H215ZM1 248V247H0ZM33 248H34V246H33ZM46 248V247H45ZM70 248V247H69ZM107 248V247H106ZM176 248V249H175ZM179 248H181V247H179ZM24 249V248H23ZM67 249H66V251H67ZM77 249V248H76ZM82 249H84L83 247H82ZM105 249V248H104ZM103 249V250H104ZM108 249V248H107ZM168 249V250H167ZM185 249V248H184ZM154 250H156V249H154ZM180 251H185V250H183V248H182V250L181 249H179ZM70 251V250H69ZM73 251H74V249H73ZM73 251H71L73 254V256H74V253H75V256L74 257H76V255H79L78 254V252L79 251H77V252H73ZM84 250H82V251H80L81 253L83 252ZM170 251V252H171ZM180 251H177L178 253L177 254H180L181 256H182V252H180ZM27 252V251H26ZM106 252V253H105ZM104 252V256L106 257L107 256V251H105ZM131 252L132 253H135L136 255H137V258H136V255L135 254H131ZM155 252V251H154ZM162 252H163V250H162ZM169 252V253H170ZM175 252V251H174ZM180 252V253H179ZM223 252V251H222ZM222 252H220V253H222ZM29 253V252H28ZM35 253V252H34ZM69 254H70V252H68ZM67 253V254H68ZM77 253V254H76ZM80 253V254H81ZM160 253V252H159ZM168 253V252H167ZM168 253V254H169ZM89 254V253H88ZM93 254H94V257L92 258V263L91 264H105V259L107 258H105V257H102V255H103V252H102V250H101V248L100 247H94L93 248ZM123 254H124V256L126 257V260L125 259H123V262L121 261V260H118V258L116 259L114 256L116 255V256H121L122 255V257H123ZM129 254H131V255H133V256H135V258L133 257V256H127V255H129ZM165 254V253H164ZM173 254V255H172ZM176 254V253H175ZM173 252H171L170 253V257L172 258V256H173V258L176 256ZM184 254V253H183ZM184 254V256H186ZM31 255V254H30ZM82 255H83V253H82ZM61 256V255H60ZM67 256V255H66ZM184 256H182V257H184ZM59 257V256H58ZM58 257H56L55 259L56 260H58L59 258ZM128 257V258H127ZM49 258V257H48ZM52 258H54V257H52ZM51 258V259H52ZM61 258H63V256L62 257H60V259ZM87 258V257H86ZM121 258V257H120ZM172 258V259H173ZM181 258V257H180ZM179 258V259H180ZM187 258V257H186ZM29 259V258H28ZM40 259V258H39ZM47 259V258H46ZM60 259L57 261V264H59L58 262H63V261H60ZM68 259H69V256H68ZM67 259V260H68ZM79 259V258H78ZM54 260V259H53ZM56 260H54V261H56ZM61 260H64V259H61ZM90 260V259H89ZM124 260H125V262H124ZM150 260V259H149ZM152 260V259H151ZM175 260V259H174ZM181 261L180 262H184V261H182V259H180ZM29 261H31L30 259H29ZM43 261H44V259H43ZM48 261H49V263L48 264H51L50 263V260L48 259ZM65 261V260H64ZM73 261V260H72ZM71 261V262H72ZM79 261V260H78ZM33 264H35L33 261H31ZM67 261H65V263L64 264H67L66 263ZM88 262V261H87ZM108 263H109V261H107ZM151 262V261H150ZM149 262V263H150ZM179 264H180V262L179 261H177ZM176 262V263H177ZM210 262V261H209ZM45 263V262H44ZM46 263H47V260H46ZM56 263V262H55ZM62 263V264H63ZM73 263V262H72ZM71 263V264H72ZM75 263V262H74ZM81 263V262H80ZM108 263H106V264H108ZM147 263V262H146ZM172 263H175V261L174 262H172ZM211 264H213V262H210ZM39 264V263H38ZM53 264V263H52ZM68 264H70V262L68 263ZM76 264H77V262H76ZM85 264V263H84ZM153 264V263H152ZM198 264V263H197Z\"/></svg>",
	"mask_w": 264,
	"mask_h": 264
},
{
	"label": "crops",
	"instance_id": "3",
	"mask_svg": "<svg viewBox=\"0 0 264 264\" xmlns=\"http://www.w3.org/2000/svg\"><path fill=\"white\" fill-rule=\"evenodd\" d=\"M1 197H3V196H0V247H1L0 248V257H6V258L7 257H13V262L8 263V264H17L19 257H31V258L32 257H38V259L40 258L39 264H41L43 257H51V258L54 257L52 259H49L50 263L51 264L52 263L57 264V261L62 256L65 258H61V259H64L68 263L70 262V264L72 262H73L72 264H76V262H77V264H84V263L85 264H91L92 258L94 257V254H93V248L94 247L102 248V252H103L102 257H105L104 252L107 251V256H106L107 258L105 257L106 258L105 264L108 263L107 261H109L108 264H110V257H109V251H108L109 246H110V233H107L106 238L102 239L101 242L100 241L95 242L93 239V236H92V237H87L89 239V241L87 239L85 241H82L81 245H78L77 244L78 240L74 239L75 247L73 249L75 252L79 251L78 252L79 255H76V257H74L75 253L73 256L72 255L73 253L71 252V251H73V249H71V248L74 245H71V246L67 245V247L68 246L70 247V248L68 247V249H67L66 244H64V243L71 241L72 240L71 238L78 237V231L76 229L77 225H75L76 228L75 227L73 228V225H71V223H70L69 226L71 225L70 226L71 228L69 226H64V229H61L62 226H60L59 224L51 225V226L48 225V220H46L42 217H38V218H34V219L22 218L20 215L15 213L13 210V207H11L9 205V203L5 202ZM15 216H16V218H15ZM46 221H47V223H46ZM92 221H93V219L90 221V223H93ZM106 226H107V230L109 232L110 231V229L108 228L109 225H106ZM106 226H104V224H103V227H102L103 231L101 229V233L104 232ZM65 227H67V228H65ZM48 229H49V231H47ZM71 231H74V232H71ZM90 232L91 231H87V233H90ZM61 234L64 238L61 236ZM83 235H85V234H83ZM103 235H104V233H103ZM33 236L36 238H34ZM43 238H45V239H43ZM107 239H109V240H107ZM28 242H30V243H28ZM71 242H73V241H71ZM83 243H85V244L88 243V245H85V244L83 245ZM76 245H78V246L76 247ZM33 246H34V248H33ZM84 246H86V248ZM63 247H65L67 249V251H65V252L61 251ZM78 247H79V249H78ZM82 247L84 249H82ZM82 250H84L82 252L83 255L80 252ZM162 250L164 251L165 249H161V250H159V252L163 253ZM68 252H70V254ZM167 252H164V253H167ZM68 256H69V259H68ZM56 257H58L59 259L56 260L57 259ZM78 258H80L79 261H78ZM53 259L56 261H54ZM61 259H60V261H63L65 263V261L61 260ZM123 259L126 260V257L124 256V254H123V257H122V255L118 256V260H121L123 262ZM46 260H47V263H46ZM125 260H124V262H125ZM43 262H45L44 264L49 263L48 259H45ZM63 262H61V263L58 262V263L62 264Z\"/></svg>",
	"mask_w": 264,
	"mask_h": 264
}]
</instances>
